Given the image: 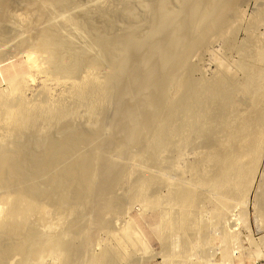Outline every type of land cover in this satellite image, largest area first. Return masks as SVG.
<instances>
[{
  "label": "rangeland",
  "instance_id": "1",
  "mask_svg": "<svg viewBox=\"0 0 264 264\" xmlns=\"http://www.w3.org/2000/svg\"><path fill=\"white\" fill-rule=\"evenodd\" d=\"M5 1H7V0H4V1H2L3 3H11V4H13V1L15 2V0H8L7 2H5ZM9 1H11V2H9ZM17 2H19V4L20 5H22L23 3H25V5H27L28 6V8H30L29 6L30 5H33V2H34V0H28L27 1V3H29L30 5H28V4H26V2H25V0L24 1H22V0H16ZM36 1V3H38L39 1L38 0H35ZM42 0H40V2H41ZM83 0H81V4L83 5V4H85L84 3V1L82 2ZM90 1H92V0H90ZM95 1H97V0H93V2H95ZM99 1V0H98ZM103 1H107V2H110V3H115V0L113 1H111V0H103ZM117 1H119V0H117ZM116 1V2H117ZM120 1H122V0H120ZM127 1L129 2V1H131V2H129V3H127ZM156 1V2H155ZM123 0V2L126 4V6H128L129 4H131L130 6H128V7H130V11H129V13H130V15L128 14V12H124V10H123V12L126 14V16H123V18L121 17V15H120V20H118L116 23H115V27L117 28V31H116V29H115V27H114V32L116 33H114L115 35H116V37L118 38V40H122V41H119V43L120 42H123V40H124V38H125V35L122 37L121 35H118L117 36V32H119V34H122V33H120L121 32V29L123 30V34H126L127 35V32H129L132 28H134V27H136V28H134V29H132L131 30V32H130V35H131V37H130V35L128 34L127 35V37L125 38V39H129V37L130 38H134V35H137V36H135V38L133 39L134 41H135V39L137 40V39H139L138 40V42H140L139 44H135V45H139V46H137V47H139V48H137L138 49V52L140 53L141 51V53L139 54V53H137V51H135V50H137L136 48H132L133 49V51L131 50L130 51V49L129 48H127L128 49V52L130 51V53H126L125 52V54H130L128 57L125 55L123 58L121 57V59L119 60V61H121V63H119V61H118V63H116V61H115V64L113 65L114 66V68H115V70L116 71H118V69L120 68L121 70H122V68L123 67H120V66H122V64H123V61H124V63L125 64H127L125 61H128V64H127V66L125 65H123L124 66V69H123V71H121V73L123 72L124 73V75H122V74H120V75H114V72H116L114 69H112L111 68V66L112 65H110L111 63L113 64V60H112V62L110 63V61H104L103 60V63L104 62H106V63H104V65H102L101 63V61H99V63L98 64H101L100 66H101V68H100V66L99 67H97V65H92V66H88L89 67V69H88V67H87V69H85V67L84 68H81L78 72V74H80L79 76L80 77H83L86 73H87V75H89L88 77H86V75L83 77V78H81L80 80H82L83 82L85 81V83H87V82H89L90 80L91 81H94L95 80V78L96 79H98V80H96L95 82H98L97 84H95V86L93 85V87L92 86H90L91 84H90V82L88 83V84H90V85H88L87 84V88H88V86H90L89 87V89L87 90V88H85V91L87 90L88 92H86L85 93V91L84 92H79L75 87V85L76 84H81V82L82 81H80L77 77H75L76 75H73L72 76V78H71V76L69 77V80H68V77H67V75L66 74H62V73H58V72H55V73H58V74H60V76L58 77V76H56L57 74H55V73H52V72H54V71H52L51 70V67L50 66H48V68L49 69H47L46 71H45V69H42V70H44V72L42 71H39V70H41V68H38V66H40V65H42L41 67L42 68H47V65L49 64V61L45 58V55L44 54H47V53H44V52H41V51H38L37 49H36V51L35 52H33V53H35L34 55H37L36 53H37V51H38V53H42L43 54V57L46 59H43V60H45V61H43L42 60V56L40 55V54H38L37 56H38V58H39V56L41 57V60L42 61H40V58H39V60L37 61V64H36V62L34 61V63H32V62H30L31 64H32V66L30 65V63H29V59H27V57H26V55H28V54H31L30 52L31 51H33L32 49H34L35 50V48H31L30 50H29V47H31L29 44H27L28 46H27V48L24 46V48H22V49H24V50H22L21 49V47H19L18 48V51H17V47H18V39L20 40H22L23 38H25L26 36L25 35H23V34H27V33H25V31L28 29H30V28H32V26L31 25H33L34 27H36L37 26V24H35L34 25V23L32 24V21L34 22L35 20H37L36 18H34V20H32L33 19V14H32V16H30V13H29V16L26 14V12H25V15L27 16V17H31V19H30V21H31V23L29 22V20H28V18H25V16H23V10L27 7H25V5H23L25 8L22 10V8H23V6H21L20 8H21V11H22V13H21V11H19L20 9L18 8V11H16V14H15V11H14V9L15 10H17L16 8L19 6V4L17 5L16 3L15 4H13L14 5V8H12V9H10L9 11L11 12V10H12V12L14 11V14L11 12V14H13V15H18V16H16L17 18H19L20 17V15H21V17L20 18H22L23 19V21L22 20H19L20 21V23L21 24H23V25H25L21 30H20V32L22 31V30H24V28L26 29L25 31H23V32H17V31H19V30H17L16 29V31H11V30H13V28L9 25L10 23H4V21H2L5 25H1V29H2V27H3V29L2 30H5L4 28H5V26L8 24L9 26H7L8 28H10V30L8 29V30H6V32L5 31H2V30H0L1 32H0V34L1 33H3L4 34V32H5V34L3 35H0V55H1V52L3 53L2 54V57L0 56V58L2 59V60H0V95H2V96H0L1 97V99H0V103H1V100H3V98H4V96L3 95H6V96H9L10 97V95H11V93L13 92V95L14 94H16L15 92H18L17 93V95H15L14 96V98L13 97H8L9 99H10V101H11V98L14 100V99H16L17 100V102H19L18 104H20V102H21V105H20V109H21V107H22V102L23 103H25L24 105H23V107L25 106V108L24 109H26L27 111L29 110H31V112H34V113H29V111H28V113L26 112V115L27 114H29L30 116L32 115V117H28L29 115H27L26 117L28 118V119H20V117H16V118H19V119H17V120H19V122H22L21 124H19L18 123V121L17 120H15V121H12V120H14V119H11V118H8V116H7V118L8 119H11V120H9L10 122H8L7 120V118H5L4 117V114H3V105H0V107L2 108V109H0V113H1V111H2V114H0V116L1 117H3V119L0 117V142L3 140V145H5V141L7 142L8 141V139L9 140H12V135L13 134H16V135H14V137L13 138H18L17 136H20V134L22 133L23 134V132H25L26 131V129L29 131H27L26 132V135L28 134V133H30V130H35V131H37L38 130V133H37V136H38V134H39V137L40 136H45L44 138H47V139H54V140H56V138H58L60 135H52V134H55V133H57V134H59L60 132L59 131H61V129H62V126L60 127V124H61V122L64 120V122H65V124H66V122H68V124L67 125H65L64 124V122H62L64 125H63V127L64 126H69V127H71L72 125H74L73 127H75L76 129H82L81 131L83 132L84 130V132L83 133H85V134H87V135H89V136H91V138L90 139H93V136L91 135V132H93L92 134H94V133H96V134H94V136H96L95 137V139L91 142V144H86V146L88 145V148H90V150L88 149V148H86V146H84V145H82V149H84V147H85V149H88L87 150V152L88 151H90L91 153H93L94 151L96 152V151H98V154H97V158L98 159H95L96 157H94V161L95 162H97L98 160V163H99V165H98V163L96 164L95 162H93V163H95L98 167H96V165L95 164H93L94 165V169L93 170H95L94 171V176L96 177V175H97V177L95 178V180H96V182H95V180H94V183H96L95 185H93L92 184V187L94 188V187H96L95 189H93V188H91V191H92V189H93V191H95V192H91L90 191V193L89 194H87V193H84V194H82V193H79V194H81V197H82V199H84L83 200V204H85V206L84 205H82V203H81V199H78V198H80V197H78V196H80L79 194H77V193H74L75 195H78V196H75V195H72V193L73 192H71V195H69L70 197V199H72V202H73V198L72 197H75V199H76V203L77 204H75V205H72L73 203L71 202V200H70V202L72 203L71 204V208L73 207V206H75V208L77 207L76 205H78V206H83V207H85L84 209H83V207H79V208H76L77 210H79V211H75L74 210V212L72 213V211L73 210H71V212L70 211H68L67 210V205L65 206L64 205V207H66V210H65V208L63 207L62 208V206L60 207V204H59V206L57 205L58 204V201H57V207H55V206H53L52 204H55V203H52V201H51V204H50V201H48L49 203H48V206H47V204H46V206H44L45 205V203H47L46 201L49 199V198H47L45 201H44V199H40L39 200V202L41 201V200H43V202H44V208H46V210L45 211H47L46 213L48 214H46V213H44V214H46V215H43V217L44 216H49L50 217V219H52V217H54L55 218V216H56V218H55V220L57 221V224H58V220L59 221H62V215L64 214V217H63V219H65V220H63V222H59L60 224L61 223H64L65 221V223L63 224L64 226H62V224H61V227L63 228V230H62V232L61 231H59L61 228H59V227H56V221H54V226H52V223H51V226L52 227H55L54 229H56L55 230V232H52V228L50 227V222L48 223V222H46V224H45V227H46V225L49 227L48 228V230L49 229H52V230H47L45 227H44V230L42 229H40V226H39V228H38V232H40L39 231V229L41 230V234L43 235V231H45L44 233H45V236H46V238L45 237H43V238H40V239H38V237L36 238L37 239V241L36 242H34V244H33V242H32V240L30 241V242H32L31 244H30V242H29V244H30V250H31V252H30V250H29V252L27 251L26 252V249H28L29 248V246L27 245L26 246V249H25V251H20V253H19V250H18V253L19 254H15V253H11L10 255H6V257H10V258H6L5 259V256H4V260H6V261H1L2 263H0V264H30L31 262V264H35V263H37V264H264V244H263V242H262V240L264 239V209H263V205L264 204H262L263 202V198L261 199L260 197H262V196H264V192L262 193V191H264L263 189H264V185H262V184H264V181H262V180H264V148H263V146H264V138H263V135H264V96L262 95V93H259V94H255V95H253V97H251V95H250V97L248 96V93H247V96H248V98H247V96H246V94H245V92H244V94H245V96L243 95V97L241 96V94H242V92H243V89L241 88L242 86V84L244 83V82H246V80L243 82V79L244 78H246L247 76V74H244L243 75V73L242 72H244V66H246V64H244V66L243 67H241V68H239L238 66H239V64L240 65H243V62H245V63H248V60H247V58H246V56H247V54H248V49H246L247 51H245V50H243L244 48H242V52H246L245 54H242V53H240L241 52V49L239 50V47H242V46H251V44L253 43V42H255V43H257V45H261V46H263V42H264V22H263V20H264V17L263 16H261L262 15V13H264V3H262V2H264L263 0H261V3H259L260 2V0L258 1V0H256V2H255V0H248L249 1V3H248V1H246L247 3H244V2H242V3H244V4H246V5H248V6H241L242 5V3H241V5H240V7L239 6H237L235 9L236 10H238V9H240L241 7H244L243 9L241 8V10H243L242 12H241V10H238L240 13H238V14H235V13H233L232 12V14H231V19H236L237 17H239L240 18V20L239 21H237V19H239V18H237L236 19V23H235V21H232L231 22V24H233L232 25V27H233V31H232V27H231V24L229 25V30L230 31H232V33H234V32H236V33H234V35L233 34H230V36H229V33H230V31H228V30H226V32L228 33V36L223 32V34L222 33H220V34H222V37L221 36H219L220 34H218L220 31L219 30H217L218 31V33H216L215 32V29H213V31L215 32H213L214 33V35L216 34V35H218L219 37H221V38H225V36H224V34L227 36L226 38H230V39H227V40H230L229 41V43L230 44H228L229 45V47H228V45H226L227 43H225V41L226 42H228L226 39L225 40H223L222 39V41H221V39H220V41L217 39V37H215L212 33V36H214V39H212L213 37H210L209 38V36H210V33H208V32H210V30H208L207 31V29H206V31L205 32H207L209 35H207V34H204V38H205V35L206 36H208V37H206L207 39H205V41L207 40V41H209V40H212L213 42H208L207 43V45L205 46L204 44H203V42H204V40H202V39H200L202 36L201 35H199L198 37H200V38H198L197 39V37H196V39H195V37H193V38H185L184 39V37H183V34H182V32H181V30L180 29H177V27H176V25H179V24H185L187 21V19L186 18H183L184 20H183V22H181V20H179L181 23H179V21H178V19H180L179 18V15H180V17H181V15H184L185 17H187V13L185 14L184 12V14H179V12L180 11H183L184 10V8L183 7H185V3H186V5H188V3H187V0H173V3H172V1L171 0H159V2H158V0ZM166 1H167V3H166ZM176 1V2H175ZM258 1V2H257ZM32 2V3H31ZM39 2V3H40ZM89 2V1H88ZM92 2V3H93ZM100 2V1H99ZM138 2V3H137ZM142 2H144V3H142ZM153 2H155V3H153ZM157 2H158V4H160L161 3V5H162V2H164L163 3V5L164 4H166V5H169L170 7H168V6H166V5H164V6H166L167 7V10H168V8H169V11L168 12H170L169 13V15L170 14H172L173 13V15H170V18L167 16V18H166V20L169 18V22L170 21H172V19H173V21H174V23H173V25L175 24V26H173V25H171L170 27H169V24H172V22L171 23H167L168 21H166V25H168V26H166V29H167V27H168V32H167V30L165 31V34H164V36H162L163 34H161V38H160V36H158V37H156V34H160V33H157L156 31L154 32L155 33V35L151 32V30L152 29H150L151 27L150 26H155V25H158L159 23V21L158 20H160V19H158V18H155V15L157 14V13H159L160 11H161V8H160V11H159V8H157L158 9V11L159 12H157V10H155L156 9V7L158 6L157 5ZM183 2H185V3H183ZM22 3V4H21ZM36 3L34 2V7L36 6ZM86 3H87V0H86ZM136 3H137V5H136ZM169 3V4H168ZM181 3V4H180ZM261 4V5H263V6H261V5H259V4ZM141 4V5H140ZM148 4V5H147ZM152 4V5H151ZM175 4V5H174ZM86 5V4H85ZM132 5H134V7H132ZM147 5V6H146ZM151 5V6H150ZM156 7H155V6ZM173 5V6H172ZM257 6V5H259L261 8H262V11H260V7L258 6V7H255V6ZM33 6H32V9H30V10H33ZM37 6H38V4H37ZM125 6V5H124ZM125 6V7H126ZM139 6H141V7H139ZM148 6H150V9L148 8ZM152 6L153 7H155V12H157L156 14L152 11L151 12V10H152ZM160 6V5H159ZM181 6V7H180ZM1 7V6H0ZM128 7H127V9H128ZM136 7V8H135ZM160 7H162V6H160ZM178 7V8H177ZM239 7V8H238ZM27 8V9H28ZM144 8H146V9H144ZM147 8H148V10H147ZM175 8H176V10H175ZM238 8V9H237ZM247 8V9H246ZM257 10H256V9ZM260 8V9H259ZM1 9H3V10H6V9H4V8H2L1 7ZM1 9H0V12L1 13H3V11H1ZM27 9H25V10H27ZM125 9V8H124ZM182 9V10H181ZM202 9V8H201ZM258 9H259V11H258ZM171 10V11H170ZM186 10V9H185ZM236 10H234V11H236ZM254 10H255V12L259 15V16H261V17H263V19H261V22H263L262 24H261V22L259 21L260 19H258V22L260 23V25L258 24H255L256 23V21L257 20H255V19H257V18H260V17H258V16H256V13L254 12ZM52 11L54 12V9L53 10H48V11H46L45 12V16H46V18H47V16H48V18H49V20L48 19H46V18H42L43 19V21L44 20H48V21H46V22H49L51 19H53V22H56V19H59V22L61 21L60 20V18L59 17H62V12L61 13H57V14H61L58 18H56L55 19V17L56 16H58V15H56L55 16V14L54 13H52ZM126 11V10H125ZM128 11V10H127ZM143 11H148L147 12V15H145L146 13L144 12L143 13ZM149 11H150V13H149ZM4 12H6V13H8L9 15H11L10 14V12H8V9L6 10V11H4ZM29 12V10L27 11V13ZM137 12V13H136ZM187 12V11H186ZM259 12H262L261 14H259ZM0 13V14H1ZM6 13H3V14H1L2 16L4 15L5 17L7 16V17H9V15H7ZM20 13V14H19ZM51 13V15H52V17H49V16H51V15H48V14H50ZM123 13V14H124ZM137 15H136V14ZM154 15H153V14ZM180 13H182V12H180ZM243 15H242V14ZM6 14V15H5ZM122 14V15H123ZM124 14V15H125ZM133 14V15H132ZM141 16H140V15ZM176 14H177V16H176ZM241 14V17L239 16ZM64 15V14H63ZM128 15V16H127ZM153 15V16H152ZM159 15H160V13H159ZM236 15H238V16H236ZM12 16V15H11ZM45 16H42V17H45ZM133 18H132V17ZM139 16V17H138ZM145 16V17H144ZM172 16V17H171ZM183 16V17H184ZM254 16V18H252ZM255 16L257 17V18H255ZM134 17H135V19H134ZM148 17V18H147ZM150 17V18H149ZM151 17H154L153 19H154V21L156 22H154L153 21V19L151 18ZM177 17H178V19H177ZM232 17H236V18H232ZM12 18V17H11ZM51 18V19H50ZM147 18V19H146ZM175 18L177 19V21L175 20ZM182 18V17H181ZM229 18V19H230ZM7 20H8V18H6ZM28 20V22H25L24 20ZM42 19H40L41 21H42ZM54 19H55V21H54ZM129 19H130V21H129ZM137 19H138V21H137ZM140 19V20H139ZM144 19V20H143ZM186 19V20H185ZM230 19V20H231ZM142 20V21H141ZM149 20V21H148ZM253 20H255V22L253 21ZM22 21V22H21ZM39 21V20H38ZM37 21V22H38ZM41 21H39V22H41ZM152 21L154 22V24L155 25H153V24H151L152 23ZM175 21H176V23H175ZM186 21V22H185ZM25 24H24V23ZM36 22V21H35ZM36 22V23H37ZM53 22H51V23H53ZM131 22V23H130ZM234 22V23H233ZM27 23H30V25L29 24H27ZM56 23H58V20H57V22ZM55 23V24H56ZM61 23V22H60ZM117 23L119 24L120 23V25H121V27H120V25H117ZM146 23H149V24H146ZM179 23V24H178ZM228 23H230V22H228ZM252 23H254L253 25H252ZM39 24H41V23H39ZM126 24H127V26H126ZM131 24H132V26H131ZM135 24H139V25H136L135 26ZM144 26H143V25ZM181 24V25H182ZM187 24V23H186ZM23 25H21V27L23 26ZM119 27H117V26ZM125 25V26H124ZM146 25V26H145ZM150 25V26H149ZM237 25V26H236ZM240 25V26H239ZM250 25V26H249ZM255 25V26H254ZM139 26V27H138ZM173 26V27H172ZM254 26V28L252 29V27ZM7 27H6V29H7ZM28 27V28H27ZM30 27V28H29ZM33 27V28H34ZM40 27H42V26H40ZM39 27V28H40ZM156 27V26H155ZM257 27V28H256ZM37 28H38V26H37ZM143 28V29H142ZM145 28V29H144ZM147 28H148V30H150V32L149 31H147ZM174 28V29H173ZM200 28H202V26L200 27ZM220 28V27H219ZM231 28V29H230ZM249 28H251V29H249ZM62 29H65V28H62ZM120 29V30H119ZM136 29V30H135ZM138 29H140L139 30V34H135L134 32V35H133V33H132V31H134L135 30V32H137L138 31ZM156 29V28H155ZM169 29H170V32H169ZM218 29V28H217ZM235 29V30H234ZM237 29V30H236ZM27 30V31H28ZM33 30V29H32ZM38 30V29H37ZM37 30H36V28H34V31H36L37 32ZM129 30V31H128ZM173 30V31H172ZM204 30H205V28L202 30V29H198V31H200V32H202V34L203 33H205L204 32ZM247 30H248V32H247ZM12 33H11V32ZM63 31V30H62ZM65 31H66V29H65ZM64 31V32H65ZM153 31V30H152ZM198 31H196V32H198ZM8 32V33H7ZM28 32H31V33H28L29 34V36L30 35H32V32L33 31H31V29H30V31H28ZM36 32L34 33L33 32V35L34 34H36ZM126 32V33H125ZM142 32H143V34H142ZM200 32H198L197 34H199ZM246 32V33H245ZM10 33V34H9ZM138 33V32H137ZM149 33H150V35H149ZM168 33H169V35H168ZM174 33V34H173ZM249 33V34H248ZM252 33V34H251ZM19 34L20 35H22V36H24L23 38H22V36H19ZM27 34V35H28ZM172 34H173V37H171L172 36ZM181 35L182 36V39L184 40H181V37H179V35ZM11 35H12V37H11ZM16 35V36H15ZM32 35V36H33ZM140 35H143V36H140ZM149 35V36H148ZM153 35V36H152ZM194 35H195V33H194ZM193 35V36H194ZM251 35H253V36H251ZM17 36H19L18 38H17ZM28 36V37H29ZM129 36V37H128ZM146 36H147V38H146ZM175 36H177V38L175 37ZM191 36H192V34H191ZM234 36V37H233ZM236 36V37H235ZM6 37V38H5ZM9 39H8V38ZM11 37V38H10ZM15 37H16V39H15ZM73 37H75V36H73ZM80 37V40L79 39H77V38H79ZM81 35H79L78 37H76V38H73V39H77V42L79 41L80 43H78V45L80 44V46H82V43L84 42V41H81L82 39H81ZM84 37V36H83ZM121 39H120V38ZM137 37V38H136ZM144 37V38H143ZM158 38V39H160V41H162V42H160L158 39L156 40V38ZM165 37V38H164ZM168 37V38H167ZM202 37V38H203ZM251 37V38H250ZM262 37V38H261ZM14 38V39H13ZM27 38V37H26ZM30 38H31V36H30ZM85 38V37H84ZM123 38V39H122ZM142 38H143V40H142ZM146 38V39H145ZM172 38V39H171ZM173 38H175L174 40H173ZM179 38V39H178ZM232 38H234L235 40H233ZM254 38V39H253ZM28 39V38H27ZM89 38H85V40H87V41H89L88 40ZM141 39V40H140ZM174 41L173 43H172V41ZM186 39H188V41H186ZM190 39V40H189ZM209 39V40H208ZM217 39V40H216ZM252 39V40H251ZM3 40V41H2ZM13 40H15V41H13ZM21 40H20V45L19 46H22L23 44H21ZM84 40V39H83ZM133 40H131V41H133ZM146 40V41H145ZM167 40H169V44H170V46H169V44L167 45L166 43H165V41H167ZM175 40H178V42L177 41H175ZM197 40V41H196ZM198 40H202V42L200 43V41L198 42ZM254 40V41H253ZM87 41L86 42H84L83 44L85 45V46H88L89 44H90V42L87 44ZM126 41L127 40H125L123 43H121L120 45H122L123 44V46L122 47H117V49H119L118 51L120 52V51H122L123 53H124V51H125V49H123V47L125 46V43H126ZM134 41H133V43H134ZM142 41H144V43L142 42ZM260 43V44H258V42ZM76 42V41H75ZM142 42V43H141ZM145 42H147V43H145ZM153 42H154V46H153ZM157 42V43H156ZM159 42V43H158ZM177 42V43H176ZM183 43V44H181V43ZM189 42V43H188ZM235 42H236V44H235ZM12 43V44H11ZM15 45H14V44ZM18 43V44H17ZM149 43V44H148ZM163 43H165V44H163ZM198 44L197 46H196V44ZM211 43V44H210ZM233 43V46L235 47V49H233V47L232 46H230L231 44ZM247 43V44H246ZM249 43H251V44H249ZM13 45L12 47H10V49H9V46H11V45ZM87 44V45H86ZM147 44L149 45V46H147ZM157 44V45H156ZM178 44V45H177ZM201 44H203V46L201 45ZM254 44V43H253ZM253 44H252V46H253ZM5 45H8V47L7 46H5ZM84 45H83V47H84ZM119 45V44H118ZM142 45V46H141ZM176 45H177V47H176ZM195 45V46H194ZM201 45V46H200ZM210 45V46H209ZM227 47H226V46ZM240 45V46H239ZM255 46H257L256 44H254ZM14 46H16V48L14 47ZM126 46H127V44H126ZM130 47H132L131 45H129ZM149 47V48H142V49H144V50H146L147 49V51H145V52H143V50L140 48V47ZM159 47L158 49V51H159V54L160 55H162V53L164 54V55H162L163 57L165 56L166 57V54L164 53V51L167 53L169 50V54L171 55V56H173L174 57V55H173V53H177V54H179V52L181 53V54H179V55H177L178 57V59H179V61H178V63L180 62V59H181V62H180V64H179V66H177V64H175L176 66L174 67V66H172L174 63L173 62H171L170 60H169V62L172 64H170V63H168L166 60H165V62H167V65L168 64H170L171 66L170 67H174V69L176 68V70L174 71V69L172 68V69H170V70H172V71H170V72H168L169 71V69H167V68H170L169 67V65L166 67V66H162L161 64L163 63V64H165L164 63V61L163 62H161L162 61V58L163 57H159L158 55V51H154V50H157L156 48H154V47ZM161 46V47H160ZM168 46V47H167ZM187 46V47H186ZM255 46L253 47V48H255ZM4 47H6V49L8 50V51H5V53L3 52L4 50H6ZM23 47V46H22ZM128 47V46H127ZM174 47V48H173ZM197 49V50H195V48ZM246 47V48H247ZM11 48L13 49V51L11 50ZM28 49V51H26V49ZM122 50H121V49ZM154 49V50H151V49ZM162 48V49H161ZM178 49L177 51H176V49ZM203 48V49H202ZM238 48V49H237ZM253 49L252 47H249V49ZM4 49V50H3ZM116 49V50H117ZM126 49V50H127ZM141 49V50H140ZM169 49V50H168ZM175 49V50H174ZM231 49V50H230ZM9 50H10V52H9ZM140 50V51H139ZM160 50H162V53H161V51ZM164 50V51H163ZM118 51L116 52V53H118ZM134 51H135V53H134ZM153 51V52H152ZM176 51V52H175ZM190 51L192 52V53H190ZM208 51V52H207ZM229 51V52H228ZM26 52V53H25ZM115 52V51H114ZM173 52V53H172ZM116 53H114L113 55H117ZM121 53V52H120ZM142 53H143V55H142ZM152 53V54H151ZM194 53V54H193ZM4 54H6L5 56H4ZM220 54V55H219ZM241 54L242 55H244V57L246 58H244L246 61H244V59L243 58H241L242 56H241ZM119 55V54H118ZM117 55V56H118ZM124 55V54H123ZM151 55V56H150ZM170 55H169V58L168 59H170ZM175 55V56H176ZM212 55V56H211ZM215 55V56H214ZM246 55V56H245ZM37 56H36V58H37ZM120 56H122V55H120ZM132 56V57H131ZM135 56V57H134ZM181 56H182V58H181ZM3 57H4V59H3ZM115 56H113V58H114ZM119 57V56H118ZM117 57V58H118ZM150 57V58H149ZM154 57V58H153ZM168 57V56H167ZM184 57V58H183ZM219 57H220V59H223L224 60V65L222 66V63L220 62V63H217V61H218V59H219ZM29 58V57H28ZM37 58V59H38ZM117 58H114L115 60H117ZM120 58V57H119ZM118 58V59H119ZM125 58H127V60L125 59ZM130 58V59H129ZM133 58L135 59L136 58V61L135 60H133ZM161 58V59H160ZM186 58V59H185ZM215 58V59H214ZM218 58V59H217ZM149 59H152V60H149ZM167 59V58H166ZM167 59V60H168ZM243 60V62H242V60ZM29 60V61H28ZM34 60H35V58H34ZM130 60H132L134 63H132ZM173 60L175 61V63H177V61H176V59L175 58H173ZM216 60V61H215ZM222 60V61H223ZM240 62H239V61ZM130 61V62H129ZM155 61V62H154ZM156 61H158V63H160V64H157V62ZM184 61H185V63H184ZM226 61V62H225ZM41 62V64H39V63ZM45 62V63H44ZM101 62V63H100ZM107 62H109V63H107ZM150 62V63H149ZM153 62V63H152ZM186 62H188V64L186 63ZM193 62V63H192ZM215 62L217 63V64H220L223 68H224V66H225V64L226 63H228L227 64V66L228 67H230L229 69H227V70H229V71H233V73L235 72V71H237L238 70V72H235V76L233 77V76H231L230 74V72L228 71V76L230 77L229 79H231V78H237V81L239 82H241L242 84H240V82L239 83H237L236 82V79H235V83H236V85H234L235 83L234 82H232V81H227L226 83H234L233 85H234V87H233V89L234 88H236L237 87V84H239V86H241L240 88L239 87H237L236 89H238L239 88V90H236L238 93H241V94H239L237 97H234L235 98V100H233L234 98L232 97V96H234L232 93H234V91L235 90H231L228 86H230V87H232V84L231 85H225L227 88H228V91L232 94V96L231 97H228V96H230V94L228 95V91H226V93H225V91H224V89H222L223 91L222 92H220V90L218 91L217 90V92H218V94H219V96L221 95V93L223 94V95H225V98H226V96H227V98H232V100H233V102L235 101V103H234V105H233V102L232 103H230L229 104V102L231 101V99L230 100H228V101H226L227 100V98L226 99H224V96H223V98L222 99H224V100H222L221 98H219V96H218V98L219 99H221L222 100V102L220 103V102H218L219 101V99L217 98V97H215V98H217V100L216 101H214L215 102V104H214V107H215V105H216V103H217V107H215V109L216 108H220V109H213L214 107H211V108H209L207 105H208V103L209 102H213V94H215V92L216 91H214V93H213V91H212V93L208 90V94H207V90H206V93H204L205 91L203 90V88H202V85H204V89H205V87H206V85L207 86H209L210 85V83L211 82H213L212 83V85H216V80H219L218 78V76H219V73L221 74V72H220V70H222L220 67V65H218L219 66V68L217 69V68H215ZM239 62V63H238ZM131 63V64H130ZM138 65H137V64ZM183 63V64H182ZM214 63V64H213ZM237 63V64H236ZM242 63V64H241ZM33 64H36V65H33ZM119 64H121L120 66H119ZM133 64H134V66H133ZM186 64V65H185ZM212 64V65H211ZM232 64V65H231ZM50 65V64H49ZM107 65H109L108 67H106ZM118 65V66H117ZM148 67H147V66ZM234 65H236V66H234ZM248 65V64H247ZM95 66V67H94ZM103 66V67H102ZM105 66V67H104ZM112 66V67H113ZM116 66V67H115ZM132 66V67H131ZM166 67V70H167V72H166V70H164V72H162V70L164 69H162V67ZM192 66H194L195 68H192L191 69V67ZM227 66H225V67H227ZM34 67V68H33ZM96 69H94V68ZM119 67V68H118ZM125 67H128V68H126L125 69ZM134 68V70L133 69H131V68ZM151 67V68H150ZM157 67V68H156ZM184 67V68H183ZM217 67V66H216ZM227 67V68H228ZM35 68H38V70L37 69H35ZM91 68V69H90ZM108 68H110V69H108ZM117 68V69H116ZM142 68V69H141ZM148 68V69H147ZM187 68H190V70L189 69H187ZM197 68V69H196ZM237 70H236V69ZM247 68V67H246ZM249 68V67H248ZM247 68V69H248ZM83 69H85V70H83ZM159 69V70H158ZM193 69H195V70H193ZM225 69V68H224ZM223 69V70H224ZM239 69H244V70H239ZM87 70L88 71H92V72H87ZM110 70H113V71H110ZM150 70V71H149ZM184 70V71H183ZM227 70H226V73H227ZM81 71V72H80ZM83 71V72H82ZM84 71H85V73H84ZM97 71V72H96ZM126 71H128V72H126ZM131 71H133V72H131ZM159 71V72H158ZM173 71H174V73H173ZM176 71H178V72H176ZM217 71V72H216ZM231 71V72H232ZM241 71V72H240ZM46 72H49L48 74L50 75H48ZM112 74H111V73ZM119 72V71H118ZM135 72V73H134ZM157 72V73H156ZM163 74H162V73ZM183 72V73H182ZM190 72H192V73H190ZM197 72H198V74H197ZM215 72H216V74H218V76H214L213 77V75H215ZM219 72V73H218ZM246 72H248V70H245V72L244 73H246ZM46 73V74H45ZM84 74L83 76H82V74ZM99 73V74H98ZM110 73V74H109ZM148 73V74H147ZM169 75H168V74ZM173 73V74H172ZM232 73V74H233ZM238 75H237V74ZM55 74V75H54ZM78 74H77V76H78ZM92 74V75H91ZM94 74V75H93ZM116 74H119V73H116ZM126 74V75H125ZM132 76H131V75ZM167 74V75H166ZM176 74V75H175ZM189 74V75H188ZM47 75V76H46ZM63 75H65V76H63ZM91 75V76H90ZM98 75V76H97ZM105 75H107V76H105ZM108 75H110V76H108ZM128 75V76H127ZM130 75V76H129ZM152 75V76H151ZM160 75V76H159ZM242 75L243 76H245V77H243V79H241V77H242ZM45 76V77H44ZM49 76V77H48ZM52 76V77H51ZM54 76H56V77H54ZM78 76V77H79ZM92 76H94V78L93 79H91L90 77H92ZM96 76V77H95ZM103 76V77H102ZM145 76V77H144ZM193 76V78L194 79H196V80H194L193 78H191ZM48 77V78H47ZM61 77H66V79L64 78H61ZM75 77V80L73 79ZM107 77V78H106ZM111 77V78H110ZM115 78V80L116 81H112V78ZM118 77H121V79L119 78L118 79V81H120V82H118L117 83V78ZM217 79H216V78ZM19 79L20 81H21V85H20V83L18 82V80H17V83H19V84H16L17 85V90L18 91H16L15 90V92H14V90H13V88L11 87L12 85V82H11V84H10V81L9 80H11L12 79V81H13V79ZM23 78V79H22ZM51 78V79H50ZM54 78V79H53ZM56 78V79H55ZM60 78V79H59ZM71 78V79H70ZM76 78L78 79V80H76ZM86 78V79H85ZM100 78H102V79H100ZM109 78H110V80H109ZM113 78V79H114ZM139 78V79H138ZM142 78V79H141ZM146 78V79H145ZM184 78V79H183ZM187 78V79H186ZM192 79V81L195 83L196 82V85L197 84H199V85H201V88L200 87H198L199 88V90H197V92H199V93H197L196 92V94L195 95H197L195 98L197 99V101L195 100V98H194V101H192V102H194V103H192V105H191V103H189V102H191L190 101V99L191 100H193V97H191V95H190V97L191 98H189V97H187L188 95H189V93H190V86L192 85V82L189 80V79ZM213 78L215 79V82L214 81H211V80H213ZM238 78L240 79V80H238ZM63 81H62V80ZM84 79V80H83ZM106 79V80H105ZM160 79V80H159ZM72 80V82L70 83V81ZM89 80V81H88ZM107 80L109 81V83L107 82ZM131 80V81H130ZM161 80H163V81H161ZM189 80V82H191V83H189L188 82V84H186V81H188ZM199 80V81H198ZM204 81V80H206V81H204V84L202 83V82H200V81ZM210 80V81H209ZM226 80V79H225ZM233 80V79H232ZM73 81L76 83H74V86L72 85L73 84ZM79 81V82H78ZM101 83H100V82ZM124 82V83H122V82ZM173 81V82H172ZM197 81H198V83H197ZM44 82V83H43ZM58 82V83H57ZM63 82V83H62ZM69 82V83H68ZM114 82V83H113ZM177 82V83H176ZM179 82H183L182 83V85H181V83H179ZM185 82V83H184ZM205 82H208L207 84L205 83ZM111 83V84H110ZM133 83V84H132ZM153 83V84H152ZM180 85H179V84ZM201 83V84H200ZM44 84H46V85H44ZM79 84V85H80ZM99 84V85H98ZM102 86H101V85ZM106 84V85H105ZM120 84H122V85H120ZM126 84V85H125ZM136 84V85H135ZM178 84V85H177ZM184 84V85H183ZM206 84V85H205ZM11 85V86H10ZM71 85H72V87H71ZM116 85V86H115ZM152 85V86H151ZM175 85H176V87H175ZM185 85H187V87H190V88H188L189 90V93H187V88L185 87ZM199 85H197V86H199ZM97 86V87H96ZM120 86V87H119ZM126 86V87H125ZM236 86V87H235ZM11 87V88H10ZM47 88V90H46V88ZM178 87H182L181 89H183L181 92L179 91V90H177L178 89ZM226 87H224V88H226ZM21 88V89H20ZM108 88V89H107ZM111 88V89H110ZM197 88V89H198ZM226 88V89H227ZM20 89V90H19ZM74 89V90H73ZM95 89V90H94ZM97 89V90H96ZM158 89V90H157ZM186 89V90H185ZM207 89V88H206ZM242 89V92H240V90ZM75 90H77V91H75ZM94 90V91H93ZM117 90V91H116ZM125 90L126 91V93L124 92L123 93V91ZM175 90H176V92H175ZM185 90V92H183ZM204 91V92H201V91ZM12 91V92H11ZM90 91H93V92H91L90 93ZM115 91V92H114ZM130 91H132V92H130ZM136 91V92H135ZM149 91V92H148ZM177 91H178V94H176L177 93ZM11 92V93H10ZM63 92V93H62ZM74 92V93H73ZM155 92V93H154ZM166 92V93H165ZM180 92V93H179ZM183 92V93H182ZM216 92V93H217ZM8 93H10V94H8ZM20 93V94H19ZM44 93L46 94V95H44ZM77 93H78V95H77ZM82 93V94H81ZM85 93V94H84ZM120 93H122L121 95H120ZM131 94L130 96L128 95V94ZM139 93H141V94H139ZM159 93V94H158ZM185 93V94H184ZM202 93H204V94H202ZM238 93H235V94H238ZM87 94V95H86ZM119 94V95H118ZM124 94H126V95H128L127 97H126V99H124ZM135 94V95H134ZM144 94V95H143ZM180 94H183V95H185V97L187 98V100H188V98H189V100L187 101L186 100V98L183 96V95H180ZM191 94V93H190ZM205 94H207V96H209V95H211V96H209V98L211 99V97H212V99H211V101H209L207 98H206V96H205ZM250 94V93H249ZM264 94V93H263ZM21 95V96H20ZM41 95V96H40ZM44 95V96H43ZM62 95V96H61ZM257 95V96H256ZM258 95H260V96H258ZM6 96H5V98H4V100L6 99ZM17 96V97H16ZM19 96H20V100H19ZM79 96H81V97H79ZM85 96V97H84ZM116 96V97H115ZM119 96L121 97V98H119ZM149 96V97H148ZM178 96V97H177ZM181 96V97H180ZM214 96H216V95H214ZM236 96V95H235ZM262 96V97H261ZM3 97V98H2ZM23 97V98H22ZM45 97V98H44ZM47 97V98H46ZM76 97V98H75ZM100 97V98H99ZM106 97V98H105ZM144 97H145V99H144ZM169 97V98H168ZM175 97V98H174ZM183 97V98H182ZM200 97H201V99H200ZM203 97H204V101H203ZM247 98V100H245L244 101V99L243 98ZM8 98L6 99V100H8ZM130 98V99H129ZM139 98H141V99H139ZM150 99V100H152V101H150V102H154L153 103V110H149L152 106H151V104L148 102V100L147 99ZM153 98L155 99V101H153ZM159 98V99H158ZM174 98V99H173ZM182 99V102L180 103V101H181V99ZM185 98V99H184ZM206 98V99H205ZM251 98V99H250ZM260 98H262V101H261V99ZM38 99H39V101H38ZM81 99H82V101H81ZM86 99V100H85ZM116 99V100H115ZM137 99V100H136ZM157 99V100H156ZM239 99V100H238ZM257 100V102L256 101H254V100ZM12 100V107H10V108H13L14 106L16 107V103H15V101L16 100H14L13 101ZM73 100V101H72ZM122 100H124L123 101V103H122ZM131 100H133V103H131L132 101ZM146 100H147V102L149 103V104H147L146 103ZM160 100V101H159ZM178 100V101H177ZM180 100V101H179ZM184 100L188 103V104H190V105H188L186 102H184ZM207 100V101H206ZM215 100V99H214ZM220 100V101H221ZM242 100V101H241ZM250 102H249V101ZM9 101V104H11V102ZM61 101V102H60ZM98 101V102H97ZM112 101V102H111ZM119 101V102H118ZM128 101H130V104H131V106L130 107H128L129 106V102ZM157 101V102H156ZM166 101H168V102H166ZM170 101V102H169ZM206 101V102H205ZM226 101V102H225ZM243 102L244 103V105H243V103H241V102ZM13 102L15 103V105L13 104ZM66 102V103H65ZM89 102V103H88ZM109 102V103H108ZM128 102V103H127ZM144 103L143 105H145V106H150V108L148 109V107H146L147 109H148V111H149V113L148 114H150L151 116H152V113L151 112H153L154 110H156V112H160V113H156L155 111V113L157 114H153V115H156V116H154V117H152L154 120L152 121H150V119H148L152 124H150V126L152 127V125H153V127L151 128L150 126H149V128L150 129H147L146 127H147V125H145L146 123L144 122L145 120H146V118H148V117H144L143 116V114L144 115H146V116H149V118H150V115H147L146 113H143L142 112V110H143V108L145 107H141V111L139 110L140 109V107L138 106V105H136L137 106V110L138 111H136V107H133V105L135 106V103H139V105L141 106V103ZM161 102V103H160ZM172 102L174 103V104H172ZM178 102V103H177ZM198 102V103H197ZM208 102V103H207ZM213 102V103H214ZM249 102V103H248ZM49 103V104H48ZM118 103V104H117ZM119 103H121L120 104V108L123 110L122 112H121V109H120V111H119V107H118V105H119ZM126 103H127V105H126ZM155 103H156V105H155ZM157 103H160L159 105H161L160 107H158V104ZM165 103V104H164ZM177 103V104H176ZM203 103H205L204 105H203ZM207 103V104H206ZM225 103V104H224ZM255 104V105H253V104ZM259 103V104H258ZM27 104L30 106V107H28L27 106ZM44 104H46V105H44ZM103 104V105H102ZM114 104V105H113ZM124 104V105H123ZM133 104V105H132ZM196 104V105H195ZM210 105L209 106H212L213 104L212 103H209ZM223 104V105H222ZM227 104V105H226ZM241 104L243 105V106H241ZM258 104V105H257ZM32 105V106H31ZM43 105V106H42ZM101 105V106H100ZM166 105V106H165ZM179 105V106H178ZM205 105L207 106L206 108H205ZM222 105V106H221ZM238 105V106H237ZM252 105V106H251ZM9 106H11V105H9ZM18 107H19V105H17ZM76 106V107H75ZM106 106V107H105ZM121 106H124V107H126V108H124V107H121ZM154 106H156V109H154ZM177 106V107H176ZM186 106V107H185ZM188 106V107H187ZM225 107V109H224V107ZM235 106V107H234ZM239 107V108H237V107ZM241 106V107H240ZM18 107H16V109H18ZM22 107V108H23ZM100 107V108H99ZM113 107V108H112ZM118 107V108H117ZM133 107V108H132ZM184 107V108H183ZM205 109H207V110H205ZM251 107V108H250ZM9 108V107H8ZM7 108V109H8ZM9 108V109H10ZM29 108V109H28ZM78 108V109H77ZM159 108V109H158ZM208 108H209V110H208ZM237 108V109H236ZM249 108H250V110H249ZM9 109H8V111H9ZM16 109L14 108V112H16V114H17V112H18V114L19 113H21L22 111L21 110H19V111H21V112H19L18 110L16 111ZM99 109V110H98ZM104 109V110H103ZM108 109V110H107ZM116 109V110H115ZM127 109V110H126ZM135 109V110H134ZM172 109H173V111H172ZM182 109V110H181ZM184 109V110H183ZM203 109V110H202ZM215 110V112L213 111V110ZM241 109V110H240ZM34 110V111H33ZM66 110V111H65ZM118 110V111H117ZM144 110H145V108H144ZM160 110V111H159ZM164 110H165V112H164ZM175 110V111H174ZM205 110V111H204ZM211 110H212V112H214V113H212L211 114ZM219 110H221V111H219ZM223 110V111H222ZM259 110H260V112L262 113L263 112V114H261L260 112H259ZM8 111H7V113H8ZM38 111V112H37ZM55 111V112H54ZM106 111H107V113H106ZM133 111H134V114H133ZM136 111V112H135ZM140 111V112H139ZM147 110H145V112H146ZM147 111V112H148ZM167 111V112H166ZM170 111H172L171 113H170ZM182 111V112H181ZM208 111V112H207ZM253 111V112H252ZM257 111V112H256ZM10 112H12L11 111V109H10ZM25 112H22V113H24L25 114ZM105 112V113H104ZM117 112V113H116ZM128 113V115L129 116H126L127 114H125V115H122L123 113ZM130 112V113H129ZM153 112V113H154ZM161 112H163V113H161ZM176 112H178V114L176 113ZM210 112V113H209ZM260 114H259V113ZM4 113H5V107H4ZM7 113L5 114V115H7ZM22 113H21V115H22ZM37 113V114H36ZM52 115H51V114ZM57 113V114H56ZM83 113V114H82ZM100 113V114H99ZM116 113V114H115ZM132 113V114H131ZM135 113H137V114H135ZM139 113V114H138ZM170 113V114H169ZM176 113V114H175ZM180 113V114H179ZM200 113V114H199ZM201 113H202V115H201ZM242 113V114H241ZM245 113V114H244ZM23 114V115H24ZM33 114H35V116L37 115V121L35 122V121H33L34 119H35V117L33 116ZM39 114V115H38ZM44 114V115H43ZM48 114V115H47ZM62 114V115H61ZM66 114V115H65ZM115 114V115H114ZM141 114V115H140ZM163 114V115H162ZM165 114V115H164ZM174 114V115H173ZM199 114V115H198ZM252 114H254L253 116H251ZM256 114V115H255ZM20 115V114H19ZM18 115V116H19ZM50 115L52 116V117H50ZM64 115H65V117H64ZM116 115H117V117H116ZM118 115H122L123 117L124 116H126L125 118H123V117H119ZM159 115V116H158ZM176 115V116H175ZM198 115V116H197ZM210 115V116H209ZM212 115V116H211ZM250 115V116H249ZM69 116V117H68ZM101 116V117H100ZM140 116V119L139 118H135V117H139ZM142 116H143V118H144V120L142 121ZM165 116V117H164ZM167 116V117H166ZM178 116V117H177ZM198 117V119H199V121H198V119H197V117ZM200 116L202 117L201 119H200ZM240 116V117H239ZM242 116H244V117H242ZM245 116H247V117H245ZM256 116H258V117H256ZM47 117H49V118H47ZM58 117V120L56 119ZM63 119H62V118ZM71 117V118H70ZM72 117H73V119H72ZM88 117V118H87ZM104 117V118H103ZM114 117V118H113ZM116 117V118H115ZM119 117V118H118ZM206 117V119H204ZM211 119H210V118ZM249 117V118H248ZM253 117V118H252ZM254 117H256V118H254ZM34 118V119H33ZM47 118V119H46ZM51 118V119H50ZM56 120H55V119ZM67 118V119H66ZM70 118V119H69ZM127 118H130V119H132L133 120V122L134 123H130V122H132V121H130L129 119H127ZM156 118V119H155ZM170 118H172V120L170 119ZM174 118V119H173ZM208 118V119H207ZM241 118V119H240ZM252 118V119H251ZM258 118V119H257ZM29 119H32L31 120V122H29ZM39 119V120H38ZM49 119V120H48ZM53 119V120H52ZM62 119V120H61ZM75 119V120H74ZM117 119H127V121H123V120H118L117 121ZM139 119V120H138ZM181 119V120H180ZM204 119V120H203ZM227 119L229 120V122H226L227 121ZM244 119H245V121H244ZM251 121H250V120ZM261 119H263V120H261ZM22 120V121H21ZM23 120H27L28 121V125H25V126H23L24 124H26L25 122H24V124H23ZM65 120H68V121H65ZM70 120H72V121H70ZM74 120V121H73ZM77 120V121H76ZM87 120H89V121H87ZM96 120V121H95ZM100 120V121H99ZM113 120V121H112ZM175 120V122H172V121H174ZM207 120V122H205ZM212 120V121H211ZM253 120V121H252ZM258 120V121H257ZM6 121H7V123H10V124H7L6 123ZM130 121V122H129ZM197 121V122H196ZM226 123H225V122ZM247 121H249V122H247ZM255 121L257 122V124L255 123ZM13 122V123H12ZM15 122H17L16 124H18L19 126L21 125V127L23 128V129H20L19 131L21 132V131H23L24 129V131L23 132H21V133H19V131L17 130V132L15 131L16 130V128H14V129H12V130H14V132L12 131H9L10 130V126L9 125H11V127L12 126H14L15 124ZM35 122V123H34ZM56 122H58V124L56 123ZM71 122H73V124L71 123ZM75 122V123H74ZM114 122H116V123H114ZM143 122V123H142ZM153 122H154V124H153ZM167 122H169V123H167ZM201 122V123H200ZM241 122V123H240ZM252 122V123H251ZM259 122H260V124H259ZM6 123V126H3L4 124ZM30 123V124H29ZM72 125H71V124ZM81 123L83 124V128L84 127H86V128H82V125H81ZM101 123L103 124V125H101ZM113 123V124H112ZM119 123V124H118ZM128 125H127V124ZM139 123V124H138ZM163 123V124H162ZM173 123H174V125H173ZM181 123V124H180ZM184 123V124H183ZM190 123H194V124H190ZM210 123V124H209ZM236 123H238L237 124V126H236ZM254 123V124H253ZM12 124H14V125H12ZM31 124L33 125V127L31 126ZM37 124V125H36ZM42 124V125H41ZM49 124V125H48ZM76 124L78 125H81V126H77V127H79V128H77L76 127ZM92 124V125H91ZM135 125L134 126V129L135 128H137L139 131V133H136V135L134 134V132H137V130H134L132 127V125ZM145 125V126H142L143 127V129H142V133H141V125ZM147 124H149V123H147ZM169 124V125H168ZM178 124V125H177ZM191 126H190V125ZM218 124V125H217ZM249 124H251V126L249 125ZM259 124V125H258ZM262 124V125H261ZM62 125V124H61ZM94 125H95V128H93L94 127ZM115 125H117V126H115ZM155 125H156V127H158V128H156L155 127ZM163 125V126H162ZM181 125H182V127H181ZM184 125H186V126H184ZM193 125H194V128H193ZM199 125H200V127H199ZM202 125H206V128H205V126L204 127H202ZM211 127H210V126ZM229 125V126H228ZM249 125V128L250 129H248L247 130V126ZM28 126V127H27ZM47 126V127H46ZM53 126V127H52ZM92 126V127H91ZM98 126V127H97ZM114 126V127H113ZM127 126H130V128L129 127H127ZM168 126V127H167ZM172 126H173V128H172ZM174 126L176 127V128H174ZM184 126V127H183ZM214 126V128H213V130H212V127ZM236 128H235V127ZM243 126V127H242ZM254 126V127H253ZM261 126V128H259ZM263 126V127H262ZM4 127V128H3ZM14 127H16V125L14 126ZM25 127H27V128H25ZM32 127V129H29V128H31ZM60 127V130L58 131V129L57 128H59ZM68 127V128H69ZM81 127V128H80ZM146 129H145V128ZM165 127V128H164ZM171 127V128H170ZM177 127H181L182 128V132H179V130H181V128L179 129V130H176L177 129ZM188 127V129H186ZM226 127V128H225ZM230 127V128H229ZM258 127V128H257ZM7 128H8V130H7ZM42 128V129H41ZM74 128V129H75ZM99 128V129H98ZM114 128V129H113ZM155 128V129H154ZM160 128H162V129H160ZM186 129L187 130V132H186V130L184 131L183 129ZM208 128V129H207ZM229 128V129H228ZM233 130H232V129ZM235 128V129H234ZM240 129V130H238L239 132H237L236 130L237 129ZM245 128V129H244ZM252 128V129H251ZM42 131V132H40L39 133V131L40 130ZM91 130L89 133H87L89 130ZM98 129V130H97ZM120 130V132H119V130ZM126 129V130H125ZM131 129H133V130H131ZM146 130V131H144L143 132V130ZM197 129V130H196ZM200 129V130H199ZM225 129V130H224ZM254 129H256V131L254 130ZM5 130V131H4ZM44 130H45V132L46 133H44ZM54 130V131H53ZM56 130V131H55ZM87 130V131H86ZM93 130V131H92ZM94 130H97V131H94ZM125 132H124V131ZM147 130H149V131H147ZM158 130H160V131H158ZM165 130V131H164ZM173 130V131H172ZM190 130V131H189ZM203 130H205V131H203ZM208 130V131H207ZM217 130V131H216ZM232 130V131H231ZM254 130V131H253ZM9 131V132H8ZM34 131V132H35ZM49 131V132H48ZM59 133H58V132ZM123 131V132H122ZM194 131H196V132H194ZM198 131V132H197ZM203 131V132H202ZM10 132H11V134H10ZM16 132V133H15ZM51 132V133H50ZM55 132V133H54ZM97 132H100V133H97ZM157 132V133H156ZM159 132H160V134H159ZM163 132V133H162ZM177 132H179V133H181V134H177ZM184 132H185V134L186 133H188L189 134V132L191 133V134H195V133H202V134H204L203 136H205V135H207L208 137H212V138H209L210 139V141L212 142V144H210V141H208V138H207V136H205V137H203V136H201L202 134H198V135H196V136H201V139H202V137H203V139L202 140H200V139H198V138H200V137H195V135L193 134L192 136H190V134L187 136V135H184ZM193 132V133H192ZM207 132V133H206ZM212 132V133H211ZM247 132V133H246ZM250 132V133H249ZM252 132V133H251ZM255 132V133H254ZM256 132H258V134L256 133ZM4 133V134H3ZM33 132H31L30 133V135L32 136L33 134H32ZM43 133V134H42ZM116 133V134H115ZM128 133V134H127ZM133 133V134H132ZM146 133H148V134H146ZM173 133L174 134H177L176 136H174L173 135ZM232 133H235V134H233V136H232ZM239 133V134H238ZM259 133H261V135L259 134ZM34 134H36V133H34ZM50 136H49V135ZM101 134V135H100ZM127 134V135H126ZM131 134L132 135H134V136H132L131 137ZM140 134V135H139ZM141 134H142V137H144V134L146 135L145 136V139H143L142 137H141ZM155 134V135H154ZM166 134V135H165ZM215 134V135H214ZM221 134V135H220ZM224 134V135H223ZM229 134H230V137H229ZM245 134V135H244ZM257 134V135H256ZM263 134V135H262ZM25 135V137H29V135L28 136H26ZM49 137H48V136ZM99 135V136H98ZM121 137H120V136ZM137 135H139L140 136V142H139V140L138 141H136V138H134L135 140H132V138L133 137H137V138H139V136H137ZM217 135H218V137H217ZM235 135V136H234ZM239 135V136H238ZM240 135H242V136H240ZM251 135V136H250ZM252 135H254L253 137H252ZM8 138H6V137ZM11 137V138H9V137ZM16 136V137H15ZM22 136V135H21ZM24 136V135H23ZM30 136V138H35V137H31ZM51 136L53 137V138H51ZM56 136H58V137H56ZM126 136V137H125ZM128 136V137H127ZM129 136L131 137L130 139H129V141L130 140H132V141H135L136 143H137V147L139 146V145H141L142 143V146L143 147H145V148H143V147H141V149H146L145 151H142L140 148H137L136 147V143L134 144L135 145V148H134V145L133 144H130V146L128 145V141H126V139L128 140V138H129ZM160 136V137H159ZM161 136H164L165 137V140L162 138L161 139ZM166 136H167V138H166ZM172 136H173V139L171 140V138H172ZM213 136L215 137V138H217L219 141H217V139H214L213 138ZM226 136H228V137H226ZM247 138H246V137ZM251 138H249V137ZM257 136V137H256ZM25 137H23V138H25ZM55 137V138H54ZM124 137V138H123ZM156 137H157V139H158V137L161 139H159V140H157V142H156ZM171 137V138H170ZM184 137H186V140L185 141H183L184 140ZM241 137V138H240ZM244 137V138H243ZM23 138H19V139H23ZM40 138H43V137H40ZM96 138H97V141H96ZM115 138V139H114ZM192 138H193V140H192ZM196 138V139H195ZM206 138H207V140H206ZM245 138L247 139V141L245 140ZM254 138H256V139H254ZM258 138H259V140H258ZM261 138V139H260ZM14 140L13 139V141L12 142H9V143H12V144H10L11 146L13 145V147H15L18 143L17 142H14V141H18L19 139H17V140ZM119 139V140H118ZM125 139V140H124ZM214 139V140H213ZM236 139V140H235ZM32 140V139H31ZM155 140V141H154ZM171 140V141H170ZM182 140V141H181ZM190 140V141H189ZM200 140V141H199ZM214 141V143H213V141ZM239 140V141H238ZM251 142H250V141ZM261 140V141H260ZM20 141V140H19ZM97 143H96V142ZM116 141H118V143L116 142ZM122 141H126V142H122ZM160 141V142H159ZM192 141L194 142V143H192ZM230 141V142H229ZM240 141H242L241 143H243V144H245V147H244V145H242L241 143L239 144V142ZM244 141H245V143H244ZM253 141V142H252ZM256 141V143H254ZM13 142H14V144L15 143H17L15 146H14V144H13ZM131 142V141H130ZM139 142V143H138ZM185 143L186 142V144L188 145V148H185L186 146H184V145H182L183 143ZM191 142V144H192V146H191V144H189ZM203 142H205V143H203ZM207 142H209V143H207ZM218 142V143H217ZM223 142V143H222ZM248 142H250V144L248 143ZM20 143V142H19ZM94 143H96V144H94ZM113 143V144H112ZM124 145H123V144ZM126 143V144H125ZM132 143V142H131ZM146 143H147V146H146ZM159 143V144H158ZM200 143V144H199ZM217 143V144H216ZM219 143H221L220 145H219ZM246 143H247V145H246ZM253 143V144H252ZM259 143V144H258ZM1 145H0V148H2L1 146H2V143H0ZM8 144V143H7ZM7 144L5 145V146H3V149H4V147H5V149L3 150V151H6V152H8L9 150H10V147L9 148H7L6 149V146H7ZM120 146H119V145ZM139 144V145H138ZM175 144H180V146H184V148L185 149H183V148H181L180 147V149L177 147V145L176 146H173V145H175ZM185 144V145H186ZM202 144H205L206 146L207 145H209V146H207V147H212L214 144H216V146L214 147H212V148H207V147H205V145L204 146H201ZM236 144L238 145V146H236ZM252 144V145H251ZM10 145H8V146H10ZM93 145H94V147H93ZM116 145H118V146H116ZM158 145V146H157ZM163 145V146H162ZM212 145V146H211ZM242 145V146H241ZM248 145H250V147H248ZM260 145V146H259ZM262 145V146H261ZM90 146H92V148H93V152H92V149H91V147ZM96 146V147H95ZM100 146V147H99ZM116 146V147H115ZM200 146V147H199ZM221 146V147H220ZM236 148H234V147ZM256 146V147H255ZM259 146V147H258ZM13 147H11L13 150L11 151H9V153H13V151H14V148ZM81 147V146H80ZM151 147V148H150ZM175 147V148H174ZM196 147V148H195ZM231 147H232V149H231ZM243 147V148H242ZM258 147V148H257ZM16 148H17V146L15 147V150H16ZM95 148V149H94ZM131 148V149H130ZM133 148L136 150H139V151H135V150H133ZM177 148H178V150H177ZM216 148V149H215ZM239 148V149H238ZM247 150H249V149H253V151L254 150H256V148L259 150V154H261V155H259V159H261V161L259 160V164H257V166H255V168L256 169H254V170H257L258 169V172L257 171H255V172H257V173H255V172H253V173H255V175L253 174V175H251L252 177H251V179L253 178V181L254 182H252V180L250 181V187L247 185V190L248 191H250L249 189L251 188V191L250 192H248L247 190H246V188H242L241 187V189H243V190H241L239 187V189L242 191V193H243V191H245L246 190V194H244V197L242 198L241 196L243 195V194H241L240 192L241 191H239V190H235V193H236V191H238L239 192V195L241 194V198L245 201H241V200H239V198L237 199L236 198V196H235V198H233V196H232V199H234V200H231V195H230V199H229V197L227 198L226 196H223V199H222V195H224V193L227 191V189H226V191L224 190V188H223V185H222V178L225 176L224 174H226L229 170H226L227 168H228V166L230 165L231 166V164H232V162L234 161V159H235V161L237 160V161H241V166L244 164H250V161H251V165H252V161H253V159H254V153H253V155H251V150H249L250 152L248 153V154H250L249 156L251 157L252 156V160L250 159V158H246L245 159V157L246 156H248V155H246L243 151L245 150V152L247 153V151H246V149ZM260 148H262V149H260ZM18 149H19V147H18ZM100 149V150H99ZM181 149H183L182 151H181ZM228 149V150H227ZM231 149V150H230ZM2 150V149H1ZM150 150V151H149ZM175 150H177V151H175ZM180 150V151H179ZM213 150V151H212ZM226 150V152H224ZM233 150H235L234 151V153L236 152V151H239V153H235V156H234V153H233ZM260 150H262V153H260ZM18 151V150H17ZM117 151V152H116ZM174 151V152H173ZM15 152V151H14ZM95 152L93 153V154H91V153H89L88 155L90 156V154H91V156L92 157H89L88 156V158H90V160L92 159L93 160V156H96V154H95ZM131 153V154H130ZM144 153V154H143ZM227 153V154H226ZM230 153V154H229ZM245 155H244V154ZM150 154V155H149ZM159 154V155H158ZM179 154V155H178ZM240 156H239V155ZM126 155V156H125ZM229 155V156H228ZM224 158H223V157ZM231 156H232V158H231ZM233 156H234V159H233ZM105 157V158H104ZM218 157V158H217ZM227 157V158H226ZM229 157V158H228ZM236 157V158H235ZM242 157H243V159H242ZM238 158V159H237ZM240 158V159H239ZM219 159V161H217ZM227 159V160H226ZM233 159V161L231 162L230 160H232ZM248 159V161H249V159H250V161L249 162H247L246 160ZM97 160V161H96ZM106 160H107V163H106ZM110 160V162H108ZM225 160V161H224ZM115 161V162H114ZM234 161V162H235ZM92 162V161H91ZM105 162V163H104ZM113 162V163H112ZM229 162V163H228ZM261 162V163H260ZM109 163H110V165H112L113 167L115 166L117 169L115 170L116 171V173L114 172H112L113 173V175H115V179H117L118 180V178L117 177H119V179L120 180H122L123 179V177H124V179H123V181H117V182H119V183H116L115 184V179H114V176L112 177V175L110 176L111 178H112V181H111V179L109 180L108 178H109V176L107 175V177H106V179L107 180H109V181H107L106 179H104L105 177H104V175H105V173L104 174H102L101 172H103V170L104 171H106L107 169H108V172H109V174L111 173L109 170H111V169H109L110 167H112V166H107V168L105 167V165L107 164V165H109ZM116 165H115V164ZM120 163H122V164H120ZM231 163V164H230ZM236 163V162H235ZM92 164V163H91ZM92 165V166H93ZM118 165V166H117ZM132 165V166H131ZM223 165H225L224 167H223ZM226 165H228L227 167H226ZM244 165L242 166V168L244 167ZM105 167L106 168V170H105V168L104 169H102L103 167ZM221 166V167H220ZM229 166V167H230ZM96 167V168H95ZM100 167V169H98ZM109 167V168H108ZM119 167V168H118ZM175 168V169H174ZM118 169H120V170H118ZM132 169V170H131ZM180 171H179V170ZM99 171L98 172V174H96L95 175V172L96 171ZM112 170H113V168H112ZM138 170V171H137ZM223 172H222V171ZM225 170L227 171L226 173H224L225 172ZM101 171V172H100ZM134 171H136V172H134ZM142 173H141V172ZM177 171V172H176ZM107 172V171H106ZM107 172V173H108ZM124 172V173H123ZM130 172H133V175H136V176H133L132 175V173L131 174H128V173H130ZM180 172V173H179ZM220 172H222V174L220 173ZM97 173V172H96ZM111 173V174H112ZM122 173V174H121ZM127 173V174H126ZM141 173V174H140ZM118 174V175H117ZM143 174H145V175H143ZM146 174H147V176H148V178L146 177ZM149 174V175H148ZM126 175V176H125ZM132 176V177H130V176ZM138 175H139V179H140V177H141V181L142 180H146V179H152L154 182V184L153 183H149L150 185L152 184V185H154L153 187L152 186H149V188H148V186L147 185H145V186H147L146 188H143V187H145V186H143L142 185V182L138 179V178H136V177H138ZM177 175V176H176ZM179 175H181V176H179ZM106 176V175H105ZM128 176V177H127ZM150 176V177H149ZM153 176H156L155 178H152ZM157 176H159L158 177V179H157ZM219 176H221V177H219ZM223 176V177H222ZM255 176V177H254ZM126 177L127 178H130V179H127V180H129L128 182L125 180L126 179ZM102 178V179H101ZM122 178V179H121ZM132 178H134V179H132ZM142 178H145V179H142ZM215 178H216V180H218L217 182H216V180H215ZM218 178V179H217ZM225 178V177H224ZM155 179H156V182H155ZM162 181V179L165 181H160V180ZM167 179V180H166ZM115 182H114V181ZM137 180H139L140 182H141V184L137 181ZM179 180V181H178ZM125 181V182H124ZM135 183H134V182ZM144 181H143V183H144ZM147 181V180H146ZM157 181H158V183H157ZM187 181V182H186ZM220 181V182H219ZM103 182V183H102ZM108 182H109V184H108ZM111 182H113V183H111ZM181 182V183H180ZM196 182V183H195ZM198 182V183H197ZM121 183V184H120ZM126 183V184H125ZM128 183H130V184H128ZM134 183V184H133ZM163 183V184H162ZM212 183H214V184H212ZM254 183V184H253ZM133 184V185H132ZM135 184H136V186H138V184H140L141 186H142V190L143 191H145V189H146V191L145 192H142V194H144L145 193V196H148V194L149 195H151V196H148V199H152L151 201H156L157 202V204L156 205H150V204H148V205H150V206H147V202L145 203V196H143L142 194H141V192H139V193H137V190H134L135 189ZM148 184V185H149ZM159 184V186H157ZM177 184H179V186L177 185ZM221 184V185H220ZM249 184V183H248ZM262 186V190H261V192H260V189H261V187H259L260 185ZM130 189H127V187ZM129 185V186H128ZM182 185H183V187H182ZM196 185V186H195ZM212 185H213V187H212ZM220 185V186H219ZM251 185H252V187H251ZM105 186H107V187H105ZM111 186V187H110ZM115 186V187H114ZM132 186H134V188L132 189ZM140 186V187H141ZM215 186H216V188H217V190H216V188H215ZM114 187V188H113ZM117 187V188H116ZM140 187H137V188H139V189H141ZM150 187H152V188H154V187H156V188H154V189H150ZM162 187V188H161ZM176 187H178V188H176ZM218 187H219V190H218ZM259 187V188H258ZM100 188V189H99ZM110 188V189H109ZM183 188V189H182ZM223 189V190H220V189ZM249 188V189H248ZM107 189H108V191L109 190H113L112 192L111 191H107ZM179 189V190H178ZM52 189H50V191L49 192H53V193H50V198H52V196L54 197H57L58 195H57V193L56 192H54V190H52ZM102 190V191H101ZM105 190H106V192H105ZM127 192H126V191ZM132 190H134L135 191V193H134V191H132ZM148 190H150V192L148 191ZM157 190V191H156ZM178 190V191H177ZM187 192H186V191ZM192 190H194L193 192L195 193V195H194V193L192 192ZM229 190V189H228ZM99 191H100V193H99ZM131 191L133 192V197H132V193H131ZM153 191V192H152ZM177 191V192H176ZM181 191H185L184 193H193L192 195H193V197H192V199H193V202H192V205H190L189 207H188V209H186V210H184L183 208V206H181V204L179 203V201H177L178 200V195H181ZM188 191H190V192H188ZM210 191V192H209ZM217 191H219V192H217ZM225 191V192H224ZM1 192V194H3V197H5L4 195L6 194V192H5V194L4 193H2V190L0 191ZM130 192V193H129ZM148 192V193H147ZM174 192V193H173ZM227 192H229V191H227ZM225 193V195H228V193ZM247 192L249 193V194H247ZM258 192H260V193H262V194H259V195H261L260 197L257 195L258 194ZM55 193H56V195H55ZM92 193H94V194H92ZM104 195H102V194ZM116 193V196L114 195ZM125 193H127V194H125ZM139 194V195H137V194ZM216 193V194H215ZM221 193V194H220ZM51 194H53V195H51ZM85 194H86V199L87 200H85V197H83L82 195H84L85 196ZM147 194V195H146ZM174 196H173V195ZM90 195H92V196H90ZM107 195H109V196H107ZM128 197H126V196ZM131 195V196H130ZM175 195H177L176 197H177V199H174L175 198ZM238 194H237V196H239ZM245 195H248V196H246V198H245ZM1 196V195H0ZM13 196V195H12ZM72 196V197H71ZM90 196V197H89ZM99 196H100V198H99ZM114 196V197H116V199H118V196H119V198L121 197H123V196H125V197H123V198H125V200L122 198V200H121V198H120V201L119 202H121L122 203V201L123 202H125V203H123V205L121 206V204H116L118 201L116 200L115 202V204L117 205V207L120 205L121 207H123V208H117L116 206H115V204H113L114 205V207H115V209H112V205H108L107 204V202L106 201H108V200H110V199H113L112 197ZM130 196V197H129ZM144 198H143V197ZM154 196H155V198H154ZM218 196H220V197H218ZM229 196V195H228ZM2 197V196H1ZM0 197V199L2 200V198ZM98 197V198H97ZM138 197V198H137ZM13 198H14V196H13ZM12 198V200H13V204H14V206H15V200H18V199H13ZM109 198V199H108ZM131 200H130V199ZM133 198V199H132ZM141 198H143V200L141 199ZM174 200H173V199ZM226 198H227V200H226ZM240 198V199H241ZM245 198V199H244ZM88 199H91V201H88ZM96 199V200H95ZM141 199V200H140ZM170 199H172L171 201H174V202H171L170 201ZM229 199V200H228ZM237 199V200H236ZM260 199L262 200V201H260ZM95 200V201H94ZM119 200V199H118ZM127 200V201H126ZM130 200V201H129ZM177 202H176V201ZM218 200V201H217ZM223 200H225V201H227V202H223V203H220V202H222ZM239 200V201H238ZM53 201H54V199H53ZM56 201V200H55ZM54 201V202H55ZM78 201V202H77ZM87 201L88 202H90V203H87ZM114 200H110V202H112V203H114L113 202ZM144 201V202H143ZM165 201V202H164ZM232 201V202H231ZM238 201V202H237ZM1 202L2 201H0V204H1ZM88 204V206H90V209L89 210H92V211H89L88 210V208L89 207H87V205H86V203ZM100 202H102V203H100ZM142 202V203H141ZM160 202V203H159ZM163 202H164V205H163ZM240 202V203H239ZM241 202H243V203H241ZM261 202V203H260ZM19 203H20V201H18L17 202V205L15 206V207H17L16 209H18L19 208ZM79 203V204H78ZM108 203H109V201H108ZM170 203V204H169ZM172 203V204H171ZM217 203H219L220 204V206L219 205H217ZM11 204H12V201H11ZM10 203L8 204V205H3L2 204V206H3V209H2V213H0V222H1V224H3L4 225V227H7L8 225V227L9 228H11L12 230H13V228H12V226L15 228L16 226L13 224V223H18V222H15V221H19L22 217H24V216H26V215H24V216H22V217H20L19 216V218L20 219H16L15 220V218L17 217H14V219H12L11 218V220L13 221L12 223H11V220H9L10 219V217H6V214H7V209L9 210V206L11 205ZM21 204V206L24 204V205H26L27 203H20ZM43 204V203H42ZM90 204V205H89ZM94 206H93V205ZM104 204V205H103ZM107 204V205H106ZM126 204V205H125ZM169 206H168V205ZM174 204H175V206H174ZM24 205H23V207H24ZM49 205H51V206H49ZM68 205H69V203H68ZM101 205V206H100ZM145 205V206H144ZM183 205V204H182ZM225 205H227V207H225ZM7 206V207H6ZM95 206H96V208H95ZM104 206H106V207H104ZM125 206V207H124ZM158 206V207H157ZM171 206H172V208H171ZM193 206V207H192ZM222 206V207H221ZM12 207V206H11ZM14 207V208H15ZM23 207H22V209H23ZM51 207H52V209H51ZM58 207H60V208H62L61 210L62 211H64L65 210V213H63V212H61V210L58 212L57 211V208ZM94 207V208H93ZM99 207V208H98ZM101 207V208H100ZM170 207V208H169ZM219 207H221V208H219ZM230 207V208H229ZM262 207V208H261ZM5 208V209H4ZM13 207L12 208H10V209H14ZM56 208V209H55ZM110 208V209H109ZM117 208V209H116ZM195 208V209H194ZM24 209H26V207H24ZM48 209V210H47ZM59 209V208H58ZM64 209V210H63ZM95 209V210H94ZM98 209V210H97ZM103 209V210H102ZM104 209H109V210H115V211H107V212H109L108 214L106 213V210H105V212H103L104 213V216L105 217H109V218H107V219H109V221L110 222H112V220H114L112 223L114 224V226H113V224L112 223H110V225H111V227L110 228H105L106 226V224H105V222H104V220H106V218L105 219H103V217H101L103 214H102V212H100V210L101 211H104ZM118 209H120V212H121V210L123 209V210H126V212H124L123 210H122V212H121V214H120V212H118L119 210ZM164 209H166V210H164ZM170 209V210H169ZM184 211H183V210ZM190 209V210H189ZM221 210V209H223V210H225V213H223V210H221V211H217V210ZM50 210V211H49ZM118 210V211H117ZM178 212H177V211ZM189 210V211H188ZM4 211V212H3ZM11 211V210H10ZM25 210H23L22 211V213L24 212ZM44 211V212H45ZM55 211V212H54ZM56 211H57V213H60L61 212V214L62 215H60V214H57L56 213ZM67 211V212H66ZM83 211V212H82ZM89 211V212H88ZM95 211V212H94ZM96 211H98V212H96ZM174 211V212H173ZM186 211V212H185ZM20 212H21V208H20ZM50 212V213H49ZM69 212H70V215H69ZM116 212V213H115ZM172 212V213H171ZM180 212V213H179ZM187 212H188V218L190 219L189 220V223H188V221L186 222V223H188L187 225H188V229H186V232H182L181 231V227H179L182 223H183V221L181 220V219H184V218H186V216L184 217V215H186L187 214ZM228 212V213H227ZM4 213V214H3ZM53 213H56V214H53ZM98 213H100V214H102V215H100V214H98ZM126 213V214H125ZM191 213V214H190ZM193 213V214H192ZM217 213V214H216ZM221 214V213H223V214H221L220 215V217H219V214ZM2 214V215H1ZM8 214H9V212H8ZM12 214V213H11ZM32 214V219L34 218L33 217V213H31ZM51 214V215H50ZM96 214V215H95ZM98 214V215H97ZM118 214H119V216H118ZM177 214V215H176ZM181 214V215H180ZM190 214V215H189ZM201 214V215H200ZM258 214V215H257ZM10 215V214H9ZM8 215V216H9ZM36 215V214H35ZM34 215V216H35ZM52 215H54V216H52ZM60 215V216H59ZM83 215H84V217H83ZM99 215H100V217H99ZM115 215V216H114ZM166 215V216H165ZM179 215V216H178ZM224 215V216H223ZM12 216V215H11ZM27 216H29L30 217V214L29 215H27ZM52 216V217H51ZM71 216V217H70ZM77 216V217H76ZM86 216V217H85ZM96 216H98L99 217V219L101 220V218L103 219V224H102V226H100L101 224H97L98 223V219H97V217ZM165 216V217H164ZM181 216V217H180ZM5 217V218H4ZM57 217H58V220H57ZM61 217V218H60ZM66 217H68V218H66ZM114 217V218H113ZM194 219H193V218ZM230 217V218H229ZM7 218H9V219H7ZM25 218V217H24ZM31 218H29V220H31V221H29V222H33V223H36L37 222V216L34 218V220H36L35 222L34 221H32V219ZM47 218V221L48 220H50V219H48V217H44V219H46ZM76 218V220H74ZM111 218H112V220H111ZM115 218H117V219H115ZM167 218V220H169L167 223H169V224H164L165 222L164 221H167V220H165ZM188 218H186V220H188ZM222 220H221V219ZM61 219V220H60ZM80 221H79V220ZM97 219V220H96ZM192 219V220H191ZM213 219V220H212ZM15 220V221H14ZM22 220H24V219H22ZM25 220H28V219H26L25 218ZM24 220V221H25ZM52 220H54V219H52ZM83 220V221H82ZM117 220V221H116ZM126 220V221H125ZM164 220V221H163ZM175 220H176V223H175ZM185 220V219H184ZM3 221H5V222H3ZM8 221V222H7ZM73 221V222H72ZM79 221V222H78ZM231 221V222H230ZM20 222H21V220H20ZM53 222V221H52ZM94 222V223H93ZM97 222V223H96ZM107 223H108V221H106ZM117 222V223H116ZM121 222V223H120ZM162 222V223H161ZM172 222V223H171ZM260 222H261V224H260ZM8 223V224H7ZM68 223V224H67ZM70 223H71V225L73 224L74 225V227L72 228L71 227V225H70ZM76 223V224H75ZM81 223V224H80ZM99 223H100V221H99ZM116 223V224H115ZM178 223V224H177ZM191 223V224H190ZM200 225H199V224ZM7 224V225H6ZM20 224V223H19ZM19 224H16L17 226L19 225ZM60 224H58V225H60ZM66 224H67V226H66ZM79 224V225H78ZM86 224V225H85ZM88 224V225H87ZM97 224V225H96ZM119 224V225H118ZM132 224V225H131ZM233 224V225H232ZM2 225V226H3ZM11 225V226H10ZM75 225H76V227H75ZM105 227H104V226ZM108 225V224H107ZM128 225H129V228L130 229H133V232H135V239L136 238H138V239H140L141 240V243L142 244H140L139 243V241H138V239L136 240V243H134V244H132V246H134L135 248H133L132 250H131V248L132 247H130L131 245L129 244V243H127L126 242V240L125 239H121L122 241H124L123 243H124V245L126 246V245H128V246H123V243H118L117 241H118V239L117 238H122V236H123V233L121 232L120 233V235H118L119 233V231H122V229L123 228H127L128 227ZM163 225V226H162ZM167 226L166 228H165V226ZM171 227H170V226ZM175 227V229H174V227ZM179 225V226H178ZM206 225V226H205ZM42 226V225H41ZM98 226H100V227H98ZM122 226H123V228H122ZM124 226H126V227H124ZM169 226V227H168ZM189 226H191L190 228H189ZM192 226H194V227H192ZM225 226V227H224ZM67 228V230L66 229H64V228ZM70 227H71V229H70ZM104 227V228H103ZM120 227V229H118ZM133 227V228H132ZM163 227V228H162ZM200 227V228H199ZM9 228H6V231L8 232V230H9ZM42 228V227H41ZM57 228H58V230H57ZM116 230V232H115V230ZM178 228V229H177ZM203 228V229H202ZM1 229H3V231L1 230ZM1 229H0V241L2 242V239H4V241L3 242H5V243H7L8 241L6 240L5 241V239H7V237H8V234H7V237L6 238H3L4 237V235L7 233L6 231H4L5 229L3 228V227H1ZM9 230V232H11L12 230ZM47 230V232H46V230ZM78 229V230H77ZM172 229V230H171ZM190 229H192V230H190ZM78 232H77V231ZM163 230V231H162ZM201 230V231H200ZM205 230H207V231H205ZM220 230V231H219ZM225 230V232L223 233V231ZM227 230V231H226ZM59 231L60 232V234H59V232H58V234L59 235H57V234H55V233H57V232ZM107 231V232H106ZM113 231V232H112ZM123 231H124V229H123ZM162 231V232H161ZM172 231V232H171ZM174 231V232H173ZM2 232H3V234H2ZM12 232H14V231H12ZM11 232V233H12ZM64 232V235L62 234ZM75 232V233H74ZM167 232H169V233H167ZM171 232V233H170ZM178 232V233H177ZM180 232H182V233H180ZM229 232V233H228ZM49 233V234H48ZM52 233H54V235H55V237H53L54 235L52 234ZM111 233H113V234H111ZM177 233V234H176ZM184 233V234H183ZM38 234H40V233H38ZM41 234L39 235L40 237H41ZM53 236H52V235ZM62 234V236H63V241H64V239L66 238L67 240L65 241V242H71L70 243V246H72L71 247V249H69V246H67V245H69V242L67 243V247H65V248H67V249H65V248H63L64 249V251L66 252V250H67V252H66V254L65 253H63V252H61V248H60V246L58 245V247L59 248H57V243L55 244V241H57L58 240V238H62V236H60ZM115 234H117V235H115ZM122 234V235H121ZM172 234V236H170ZM176 234V235H175ZM188 234V235H187ZM192 234V235H191ZM223 234V235H222ZM3 235V236H2ZM49 235H50V237H49ZM67 235H69L68 236V238H67ZM71 235V236H70ZM78 235V236H77ZM111 235V236H110ZM115 235V236H114ZM170 237H169V236ZM182 235V236H181ZM222 235V236H221ZM6 236V235H5ZM57 236H60V237H58V238H56ZM165 236V237H164ZM168 236V237H167ZM176 238H175V237ZM9 237H10V235H9ZM8 237V238H9ZM48 237H49V239L50 240H48L47 241V243H46V240L45 239H48ZM65 237V238H64ZM262 237H263V239H262ZM45 238V239H44ZM54 238V239H53ZM56 238V239H55ZM60 238V239H61ZM145 238V239H144ZM176 239V240H173V239ZM186 238V239H185ZM43 239L45 240L44 241V244L46 245H43ZM54 240V242H51V241H53ZM69 239V240H68ZM144 239V240H143ZM165 239V240H164ZM167 239L169 240L168 242H170L171 240L173 241H171L170 243H167ZM199 239V240H198ZM203 239V240H202ZM262 239V240H261ZM41 240H42V242H41ZM73 240V241H72ZM115 240V241H114ZM179 240V241H178ZM184 240H187V243H186V241H184ZM40 241V242H39ZM59 241V240H58ZM57 241V242H58ZM60 241H62V239L60 240ZM59 241V242H60ZM147 241V242H146ZM175 241V242H174ZM223 241V242H222ZM1 242H0V245H1ZM138 242V243H137ZM179 242V243H178ZM183 242H185V243H183ZM35 243H37V244H35ZM40 243H41V245H40ZM79 243V244H78ZM82 243V244H81ZM146 243V244H145ZM227 243V244H226ZM3 244V243H2ZM39 244V245H38ZM47 244H49V246H47ZM118 245V247H117V245ZM149 244V245H148ZM167 244H169V245H171L172 247H174V248H172V247H170L169 245V247H166V245ZM177 244V245H176ZM179 244V245H178ZM185 244V245H184ZM7 245V244H6ZM52 245V246H51ZM54 245H56V247L54 246ZM139 245H141V246H139ZM176 245V246H175ZM184 245V246H183ZM2 247L4 246V248H5V245H1ZM40 246V247H39ZM44 246V247H43ZM53 246L55 247V249L56 250H59L60 249V251H56L57 252V254L60 256H56L55 254H54V252L55 251H53L54 249H52L53 248ZM112 246V247H111ZM147 247V248H145V247ZM186 246V247H185ZM198 246V247H197ZM228 246H229V248H228ZM37 247V248H36ZM108 247V248H107ZM122 247V249H120V248ZM137 247V248H136ZM34 248H35V252H34ZM46 248H47V251H48V253H47V251H46ZM49 248V249H48ZM117 248V249H116ZM126 248V249H125ZM142 248V249H141ZM145 248V249H144ZM173 249V250H169V251H166L167 249ZM199 248V249H198ZM36 249H37V252H36ZM40 251H39V250ZM51 249H52V251H53V253H52V251H51ZM111 249V250H110ZM113 249H114V251H113ZM115 249H116V251H115ZM125 251H124V250ZM135 249V250H134ZM166 249V250H165ZM43 250V251H42ZM45 250V251H44ZM69 250V251H68ZM71 250V251H70ZM106 250V251H105ZM117 250H118V252H117ZM122 250V251H121ZM137 250V251H136ZM228 250V251H227ZM124 251V253H122ZM149 251H151V252H149ZM172 251V252H171ZM21 252H25L27 255L29 254V255H32V256H30L31 257V259H29L30 257H29V255L27 256L26 254V256L23 254V253H21ZM33 252V253H32ZM41 252H43L42 253V256H41ZM50 252V253H49ZM55 252V253H56ZM69 252V253H68ZM106 252V253H105ZM110 252V254L108 255V253ZM116 252V253H115ZM227 252V253H226ZM35 253V254H34ZM44 253H45V256H43L44 255ZM59 253H61V254H59ZM63 253V254H62ZM105 253V254H104ZM113 253V254H112ZM226 253V254H225ZM13 254V255H12ZM22 254L24 255L23 257H21L22 256ZM39 254V255H38ZM50 254V255H49ZM102 254V255H101ZM106 254H107V256H106ZM118 254V255H117ZM121 254H126V256L124 255V256H122ZM128 254V255H127ZM157 254V255H156ZM171 254V255H170ZM14 255H16V256H14ZM51 255H53V257L51 256ZM72 255V256H71ZM113 255V256H112ZM132 255V256H131ZM166 255V256H165ZM13 256V257H12ZM39 256V257H38ZM131 256V257H130ZM18 257V258H17ZM21 257V258H20ZM33 257H35V258H39L38 259V261H36L35 260V258H33ZM49 257H51V258H49ZM63 257V258H62ZM66 257V258H65ZM96 257H97V259H98V261L96 260ZM107 257V258H106ZM109 257V258H108ZM117 257V258H116ZM120 257V258H119ZM136 257V258H135ZM226 257H228V258H226ZM24 258H25V260H24ZM41 258V259H40ZM43 258V259H42ZM56 258V259H55ZM59 258V259H58ZM94 258H95V260H96V262H95V260H94ZM100 258V259H99ZM105 258V259H104ZM139 258V259H138ZM225 258V259H224ZM16 259V260H15ZM23 259V261L25 262H23V261H21V260ZM29 259L30 261H28L27 262V260ZM33 259H34V261H33ZM58 259V260H57ZM103 259V260H102ZM121 259V260H120ZM18 260V261H17ZM41 260V261H40ZM61 260V261H60ZM65 260H67V261H65ZM79 260V261H78ZM116 260V261H115ZM119 262H118V261ZM129 260V261H128ZM137 260V261H136ZM168 260V261H167ZM16 261V262H15ZM39 261H40V263H39ZM57 261V262H56ZM60 261V262H59ZM100 261V262H99ZM103 261V262H102ZM128 261V262H127ZM15 262V263H14ZM19 262V263H18ZM22 262V263H21ZM30 262V263H29ZM35 262V263H34ZM137 262V263H136Z\"/></svg>",
  "mask_w": 264,
  "mask_h": 264
},
{
  "label": "bare ground",
  "instance_id": "2",
  "mask_svg": "<svg viewBox=\"0 0 264 264\" xmlns=\"http://www.w3.org/2000/svg\"><path fill=\"white\" fill-rule=\"evenodd\" d=\"M2 1H4V0H0V6L2 7V8H4V9H8V12H10L9 10L10 9H12V8H14V5L13 4H15L17 1L15 0V2L13 1V4H11V3H3ZM8 1V0H7ZM7 1H5V2H7ZM12 1V0H11ZM11 1H9V2H11ZM20 1V0H19ZM22 1H24V0H22ZM27 1L28 0H25V2H26V4H28V5H30L29 3H27ZM39 2H40V0H38ZM84 1V0H83ZM82 1V2H83ZM89 1V2H88ZM100 1V2H99ZM97 0V1H95V2H93V0L92 1H90V0H87V3H86V0L84 1V3L86 4H81L80 2H81V0H42L40 3L38 2V3H36V1L34 0V2L36 3V6L34 7L33 5H34V2H33V5H30L29 7L30 8H28V6L27 5H25V3H21L22 5H20L19 4V2H17L16 4L18 5L19 4V6L16 8L17 10H15L14 9V11H15V14H16V11H18V8L20 9L19 11H21V6H23V5H25V7L23 6V8H22V10L25 8V9H27V10H23V16H25V18H28V20H29V22L31 23V21L32 20H34V18H36L37 20H35L36 22L39 20V21H41L40 19H44V18H46V16L44 15L45 14V12L46 11H48V10H53L54 9V12L52 11V13H54L55 14V16L56 15H58V16H56L55 17V19L56 18H58L60 15L59 14H57L58 12L59 13H61L62 12V17H59L60 18V22H59V19H56V22H57V20H58V23H56V22H53V19H51L49 22H46V21H48L49 20V18H48V16H47V18L46 19H48V20H44L43 21V19H42V21L41 22H33L32 21V24L34 23V25L35 24H37V26H38V28H37V26L36 27H34L33 25H31L32 26V28H30L31 29V31H33L34 33L36 32V31H34V28H36V30H37V32H36V34H34L33 35V32H32V35H30L31 36V38H30V36H29V34L28 33H31V32H28V31H30V29L27 31L25 28H24V30H22L21 32H23V31H25V33H27V34H23V35H25L26 37L25 38H23L24 36H22V35H20L19 34V36H22V40H21V44H23L22 46H19L20 45V40L18 39V47H17V51H18V48L19 47H21V49L22 48H24V46L27 48V44H29L31 47H29V50L33 47V48H35V50L34 49H32L33 51H31L30 53L31 54H28V55H26V57H27V59H29L28 61H29V63L30 62H32V63H34V61L36 62V64H37V61L39 60V58H40V61H42L43 59H47L48 61H49V64L47 65V68L45 67V68H42L41 66L43 65H40V66H38V68H41V70H39V71H43L44 72V70H42V69H45V71L47 70V69H49L48 68V66H50L51 67V70L52 71H54V72H52V73H55V72H58V73H62V74H66L67 75V77L70 75L71 76V78H72V76L73 75H76L75 77H77L79 80L81 79V78H83L85 75H86V77H88L89 75H87V73L84 75V74H82V76L83 77H80L81 75L80 74H78L79 72V70L81 69V68H84L85 66V69H87V67L88 66H92V65H97L98 63H99V61H101L100 63L102 64V65H104V63H106V62H104L103 63V60L104 61H110V63L112 62V60L114 61L113 62V64L111 63L110 65H114L115 64V61H116V63H118V61L121 59V57L123 58L125 55L127 56H129L131 53H130V51L132 50L133 51V47L134 48H136L137 46H139V45H135V44H139L140 42H138V40L139 39H135V41L133 40L134 38H135V36H137V35H134V33L135 34H139V30L140 29H138V33L137 32H135V30L134 31H132V33H133V35H134V38H130L131 37V35H130V32H131V30L132 29H134V28H136V27H134V28H132L129 32H127V35L129 34L130 35V37H129V39L127 38V39H125L126 37H127V35L126 34H123V30L121 29V32L120 33H122V34H119V32H117V36L118 35H121L122 37L125 35V38H124V40H123V42L125 41V40H127L126 41V43H125V46L123 47V49H125V51H124V53L122 52V51H118L119 49H117V47L119 46V47H122L123 46V44L122 45H120L121 43H123V42H120L119 43V41H122V40H118V38L116 37V33L114 32V30L116 29V31H117V28L115 27V23L118 21V20H120L121 18H120V15H121V17L123 18V16H126V12H128V14L130 15V13H129V11H130V7H128V6H130L131 4H129L128 6H126V4L127 3H129V2H131V1H127V3L125 4L124 2H123V0L122 1H117V0H115V3L113 2V3H110V2H105V1H103V0ZM109 1V0H108ZM112 1V0H111ZM114 1V0H113ZM117 1V2H116ZM143 1V0H142ZM155 1V0H154ZM163 1V0H162ZM172 1V3H173V0H171ZM182 1V0H181ZM246 1H248V0H187V3H188V5H186V3L185 2H183V3H185V7H183L184 8V10L183 11H180V12H182V13H180L179 12V14H186L187 13V17H185L184 15H181V17H180V15H179V18L180 19H178V17H177V19H178V21L179 20H181V22H183V18H186L185 20L187 21H185L186 23L183 25L180 21H179V23H181V24H179V25H176V27H177V29H180L181 30V32H182V34H183V37H184V39L187 37V38H193V37H195V39H196V37H197V39L198 38H200L202 35L204 36V34H207V35H209L208 33H210V36H209V38L210 37H213L212 39H214V36L215 37H217V39L220 41V39H221V41H222V39L223 40H227V39H230V38H226L227 36H228V31H230L229 30V25L231 24V22L232 21H235V23L237 22V21H239L240 20V18L239 17H237V18H239V19H237L236 17H232V18H236L237 19V21H236V19H231L230 17H231V14H232V12L233 13H235V14H238V13H240L238 10H241V8L243 9L244 7H241L240 9H238L239 7H240V5H241V3L242 2H244V3H247ZM251 1V0H250ZM259 1V0H258ZM257 1V2H258ZM264 1V0H263ZM21 2V1H20ZM93 2V3H92ZM156 2V1H155ZM155 2H153V3H155ZM158 2H159V0H158ZM158 2H157V7H156V9H155V7H153L152 6V10H151V12L153 11L155 14L157 13V12H159L160 11V8H161V11L159 12L160 13V15H159V13H157L156 15H155V18H158V19H160V20H158L159 22V24L158 25H155L154 24V17H151L152 19H153V21H152V23L151 24H153V25H155V26H150L151 28L150 29H152L151 30V32L155 35V31L157 32V33H160V34H156V37H158V36H160V38H161V34H165V31L168 29V27H167V29H166V26H168V25H166L165 23H166V21H168L167 23H171L172 22V24H169V27L171 26V25H173V23H174V21H173V19H172V21H170L169 22V18H170V15H173V13L172 14H170L169 15V13L170 12H168L169 11V8H168V10H167V7L166 6H168V7H170L169 5H166V4H164V5H166V6H164L163 5V3L164 2H162V5H161V3L160 4H158ZM176 2V1H175ZM255 2H256V0H255ZM32 3V2H31ZM138 3V2H137ZM137 3H136V5H137ZM142 3H144V2H142ZM166 3H167V1H166ZM244 3H242V5L241 6H248V5H246V4H244ZM248 3H249V1H248ZM259 3H261V0H260V2ZM258 3V4H259ZM262 3H264V2H262ZM37 4H38V6H37ZM156 4V3H155ZM169 4V3H168ZM181 4V3H180ZM250 4V3H249ZM126 7H125V6ZM141 5V4H140ZM148 5V4H147ZM146 5V6H147ZM152 5V4H151ZM150 5V6H151ZM162 6V7H160V6ZM175 5V4H174ZM259 5H261V4H259ZM259 5H257V6H255V7H258ZM32 6H33V10H30V9H32ZM138 6V5H137ZM150 6H148V8L150 9ZM173 6V5H172ZM237 6H239L237 9L238 10H236L235 8L237 7ZM261 6H263V5H261ZM1 7H0V9H1ZM21 7V8H20ZM127 7H128V9H127ZM132 7H134V5H132ZM139 7H141V6H139ZM181 7V6H180ZM260 7V6H259ZM125 8V9H124ZM136 8V7H135ZM148 8H147V10H148ZM157 8H159V11H158V9ZM178 8V7H177ZM202 8V9H201ZM261 8V7H260ZM259 8V9H260ZM144 9H146V8H144ZM157 10V12H155V10ZM186 9V10H185ZM247 9V8H246ZM256 9V8H255ZM259 9H258V11H259ZM6 10H3V9H1V11H3V13H6V12H4V11H6ZM13 10V9H12ZM12 10H11V12H12ZM29 10V12L27 13V11ZM123 10H124V12L126 13H124L123 12ZM126 10V11H125ZM128 10V11H127ZM175 10H176V8H175ZM182 10V9H181ZM234 10H236V11H234ZM257 10V9H256ZM14 11L12 12L13 14H14ZM171 11V10H170ZM187 11V12H186ZM243 10H241V12H242ZM260 11H262V8L260 9ZM11 12H10V14H11ZM25 12H26V14L29 16V13H30V16H32V14H33V19L30 21V19H31V17H27L26 15H25ZM57 12V13H56ZM145 11H143V13H144ZM147 12L148 11H146L145 13V15H147ZM184 12V13H183ZM254 12H255V10H254ZM263 12V11H262ZM262 12H259V14H261ZM1 13V12H0ZM3 13H1V14H3ZM21 13H22V11H21ZM47 13V12H46ZM125 15H124V14ZM137 13V12H136ZM135 13V14H136ZM149 13H150V11H149ZM256 13V12H255ZM0 14V30H2L3 29V27H2V29H1V25L3 24V25H5L4 23H10L9 25L13 28V30H11V31H16V29L17 30H19V31H17V32H20V30L26 25L24 22V24L25 25H23V24H21L20 23V21L19 20H22L23 21V19L22 18H20L21 17V15H20V17L19 18H17L16 16H18V15H13V14H11V15H9L8 13H6L7 15H9V17H5L4 15L2 16ZM5 14V15H6ZM20 14V13H19ZM64 14V15H63ZM123 14V15H122ZM153 14V13H152ZM242 14V13H241ZM241 14L239 15L240 17H241ZM48 15H51V13L50 14H48ZM133 15V14H132ZM137 15V14H136ZM140 15V14H139ZM154 15V14H153ZM152 15V16H153ZM243 15V14H242ZM42 16H45V17H42ZM128 16V15H127ZM141 16V15H140ZM167 16L169 17L167 20H166V18H167ZM176 16H177V14H176ZM184 16V17H183ZM236 16H238V15H236ZM256 16H258V17H260V18H257ZM256 16H255V18H257V19H255V20H257L256 21V23L255 24H259L260 25V23L258 22V19H260L259 21L261 22V19H263V17H264V13H262V15L261 16H263V17H261V16H259L257 13H256ZM12 17V18H11ZM49 17H52V15L51 16H49ZM132 17V16H131ZM139 17V16H138ZM145 17V16H144ZM172 17V16H171ZM243 17V16H242ZM241 17V18H242ZM6 18H8V20L6 19ZM30 18V19H29ZM133 18V17H132ZM148 18V17H147ZM146 18V19H147ZM150 18V17H149ZM231 20H230V19ZM252 18H254V16L252 17ZM55 19H54V21H55ZM134 19H135V17H134ZM171 19V18H170ZM177 19L175 18V20L177 21ZM28 20L26 19V20H24L25 22H28ZM140 20V19H139ZM144 20V19H143ZM156 20V19H155ZM166 20V21H165ZM255 20H253L254 22H255ZM2 21H4V23L2 22ZM21 21V22H22ZM129 21H130V19H129ZM137 21H138V19H137ZM142 21V20H141ZM149 21V20H148ZM176 21H175V23H176ZM241 21V20H240ZM51 22H53V23H51ZM228 22H230V23H228ZM263 22H264V20H263ZM263 22H261V24L263 23ZM30 23H27V24H29L30 25ZM39 23H41V24H39ZM56 23V24H55ZM131 23V22H130ZM156 23V22H155ZM184 23V22H183ZM234 23V22H233ZM146 24H149V23H146ZM254 23H252V25H253ZM8 24L5 26V30H2V31H5L6 32V30H10V28H8L7 26H9ZM21 25H23L22 27H21ZM117 25H120V23L118 24L117 23ZM116 25V26H117ZM136 25H139V24H135V26ZM143 25V24H142ZM232 25L233 24H231V27H232ZM40 26H42V27H40ZM125 26V25H124ZM126 26H127V24H126ZM131 26H132V24H131ZM140 26V25H139ZM138 26V27H139ZM144 26V25H143ZM146 26V25H145ZM173 26H175V24L173 25ZM172 26V27H173ZM202 26V28H200ZM237 26V25H236ZM240 26V25H239ZM250 26V25H249ZM255 26V25H254ZM254 26L252 27V29L254 28ZM6 27H7V29H6ZM34 27V28H33ZM40 27V28H39ZM114 27H115V29H114ZM118 27V26H117ZM120 27H121V25H120ZM128 27V26H127ZM220 27V28H219ZM228 27V28H227ZM28 28V27H27ZM62 28H65L66 29V31H65V29H62ZM119 28V27H118ZM156 28V29H155ZM205 28V30H204V32L206 31V29H207V31L208 30H210V32H205V33H203L202 34V32H200V31H198V29L200 30V29H204ZM218 28V29H217ZM227 28V29H226ZM257 28V27H256ZM33 29V30H32ZM143 29V28H142ZM145 29V28H144ZM174 29V28H173ZM213 29H215V32L217 31V30H219L220 32L218 33V31L216 32V33H218V34H220V33H222L223 34V32L225 31L226 32V30H228L225 34L227 35H225L224 34V36H225V38H221L222 37V34H220L219 36H221V37H219L218 35H214V31H213ZM226 29V30H225ZM231 29V28H230ZM249 29H251V28H249ZM63 30V31H62ZM120 30V29H119ZM235 30V29H234ZM237 30V29H236ZM10 31V32H11ZM65 31V32H64ZM141 31V30H140ZM147 31H149L150 32V30H148V28H147ZM164 31V32H163ZM173 31V30H172ZM196 31H198V32H200L199 34H197L198 32H196ZM214 33H213V32ZM223 31V32H222ZM232 31H233V27H232ZM232 31H230V33H229V36H230V34H233L234 35V33H236V32H234V33H232ZM1 32V31H0ZM5 32H4V34H5ZM20 32V33H21ZM150 32V33H151ZM163 32V33H162ZM167 32H168V30H167ZM169 32H170V29H169ZM247 32H248V30H247ZM8 33V32H7ZM12 33V32H11ZM115 33V34H114ZM126 33V32H125ZM150 33H149V35H150ZM194 33H195V35H194ZM214 35V36H212V34ZM246 33V32H245ZM3 33H1L0 35H2ZM3 34V35H4ZM10 34V33H9ZM22 34V33H21ZM142 34H143V32H142ZM164 34L162 35V36H164ZM174 34V33H173ZM173 34H172V36L171 37H173ZM191 34H192V36H191ZM249 34V33H248ZM252 34V33H251ZM79 35H81L82 37H81V41H84V42H86L87 40H85V38L87 37V38H89L88 40L89 41H87V44L90 42V44L88 45V46H85L83 43H82V46H80V42L78 41L77 42V39H79L80 40V37L79 38H77V39H73V38H76V37H78ZM148 35V36H149ZM158 35V36H157ZM168 35H169V33H168ZM179 35V34H178ZM194 35V36H193ZM199 35H201L200 37H198ZM16 36V35H15ZM19 36H17V38L19 37ZM29 36V37H28ZM73 36H75V37H73ZM85 38H84V37ZM140 36H143V35H140ZM153 36V35H152ZM170 36V35H169ZM202 36V37H203ZM228 36V37H229ZM232 36V35H231ZM230 36V37H231ZM251 36H253V35H251ZM11 37H12V35H11ZM10 37V38H11ZM138 37V36H137ZM136 37V38H137ZM155 37V38H156ZM176 38H177V36H175ZM179 37H181V40H183L182 39V36L181 35H179ZM200 38V39H202V40H204V42H203V44L206 46L207 45V43L208 42H213L212 40H209V41H205V39H207L206 37H208V36H206L205 35V38L203 37V38ZM234 37V36H233ZM236 37V36H235ZM254 37V36H253ZM6 38V37H5ZM8 38V37H7ZM120 38V37H119ZM122 38V39H123ZM144 38V37H143ZM143 38H142V40H143ZM146 38H147V36H146ZM145 38V39H146ZM165 38V37H164ZM168 38V37H167ZM190 38V39H191ZM220 38V39H219ZM251 38V37H250ZM262 38V37H261ZM2 39V38H1ZM0 39V40H1ZM9 39V38H8ZM14 39V38H13ZM15 39H16V37H15ZM121 39V38H120ZM158 38H156V40H157ZM172 39V38H171ZM170 39V40H171ZM175 38H173V40H174ZM179 39V38H178ZM189 39V40H190ZM216 39V40H217ZM233 40H235L234 38H232ZM254 39V38H253ZM131 40H133L134 41V43H133V41H131ZM141 40V39H140ZM159 41H160V39H158ZM202 40L200 41V40H198V42L200 41V43L202 42ZM252 40V39H251ZM3 41V40H2ZM13 41H15V40H13ZM76 41V42H75ZM146 41V40H145ZM172 41V40H171ZM175 41H177L178 42V40H175ZM184 41V40H183ZM186 41H188V39H186ZM197 41V40H196ZM228 42H226L225 41V43H227L226 45H228V44H230L229 43V41L230 40H227ZM254 41V40H253ZM143 43H144V41H142ZM141 42V43H142ZM160 42H162V41H160ZM174 41H172V43H173ZM176 42V43H177ZM258 42V41H257ZM260 42V41H259ZM258 42V44H260ZM78 43H80L79 45H78ZM145 43H147V42H145ZM157 43V42H156ZM159 43V42H158ZM165 43L168 45L169 44V40H167V41H165ZM165 43H163V44H165ZM175 43V42H174ZM181 43V42H180ZM189 43V42H188ZM254 44H256L257 45V43H255V42H253ZM252 43V44H253ZM264 43V42H263ZM12 44V43H11ZM10 44V45H11ZM14 44V43H13ZM86 44V45H87ZM119 44V45H118ZM126 44H127V46H126ZM149 44V43H148ZM147 44V46H149ZM171 44V43H170ZM170 44H169V46H170ZM181 44H183V43H181ZM196 44V43H195ZM203 44H201L202 46H203ZM209 44V43H208ZM211 44V43H210ZM235 44H236V42H235ZM247 44V43H246ZM249 44H251V43H249ZM252 44H251V46H242V47H239V50L241 49V52L240 53H242V54H245L244 52H242L243 50H245V51H247L246 49H248V54H247V56H246V58H247V60H248V63H245V62H243V60H242V62H243V65H240L239 64V68H241V67H243L244 66V64H246V66H244L245 68V70H248V72H246V73H244L245 72V70L244 69H242V70H244V72H242L243 73V75L244 74H247L246 76V78H244L243 79V77H245V76H243L242 75V77H241V79H243V82L246 80V82H244L243 84L240 82V84H242L241 86H239V84H237V87H241L242 89H243V92H242V89L240 90V92H242V94L241 93H238L236 90H239V88L238 89H236V88H234L233 89V87H234V85H236V83H235V79H236V82L237 83H239L238 81H237V78H231V79H229L231 76H235V72H238V70L237 71H235L234 73H233V71L231 72V71H229V70H227V69H229L230 67H228L227 66V64L228 63H226L225 64V66H227V67H225L224 66V68L222 67L223 65H224V60L223 59H220V57H219V59H218V61H217V63H222V66L220 65V64H217L216 62H215V68H219V66L218 65H220L221 67V69L222 70H220V72H221V74L219 73V76H218V74H216V72H215V75H213V77L214 76H218L219 78V80H216V82H215V79L213 78V80H211V81H214L215 83H216V85H212V83L213 82H211L210 83V85L209 86H207L206 84L208 83V82H205L206 84V87H205V89H204V85H202V88H203V90L205 91H201V92H204V93H206V90H207V94H208V90L212 93V91H213V93H214V91H216L217 92V90L219 91L220 90V92H222L223 90L222 89H224V91H225V93H226V91H228V88L225 86V85H231L232 84V87H230V86H228L231 90L233 89V90H235L234 91V93H232L234 96H232V94L229 92L228 93V95L230 94V96H228V97H237L239 94H241V96L243 97V95L245 96V94H246V96H247V93H248V96L250 97V95H251V97H253V95H255V94H259V93H264V44H263V46H261V45H257V46H255L254 44H253V46H252ZM262 44V43H261ZM15 45V44H14ZM83 45H84V47H83ZM129 45H131L132 47H130ZM155 44H154V42H153V46H154ZM157 45V44H156ZM178 45V44H177ZM177 45H176V47H177ZM198 44H196V46H197ZM200 45V46H201ZM225 45V46H226ZM5 46H7L8 47V45H5ZM13 45H11V46H9V49H10V47H12ZM142 46V45H141ZM140 47L141 49L142 48H149V47ZM195 46V45H194ZM210 46V45H209ZM230 46H232L233 47V49H235V45L233 46V43L230 45ZM240 46V45H239ZM255 46V48H253ZM15 48H16V46H14ZM161 47V46H160ZM168 47V46H167ZM187 47V46H186ZM227 47V46H226ZM228 47H229V45H228ZM247 47V48H246ZM249 47H252L253 49H249ZM5 49H6V47H4ZM13 48V47H12ZM11 48V50L13 51V49ZM25 48V49H26ZM127 48H131L130 49V51L128 52V49ZM137 48H139V47H137ZM136 48V49H137ZM154 48H156L157 50H154L153 48L151 49V50H154V51H158L159 49V47H154ZM174 48V47H173ZM195 48V47H194ZM242 48H244L243 50H242ZM1 49V48H0ZM8 49V48H7ZM4 50L3 52L5 53V51H8V50ZM36 49L38 50V51H41V52H44V53H47V54H44L45 55V58L43 57V54L41 53H38V51H37V55L38 54H40L41 56H42V60H41V57L39 56V58H38V56L37 55H34L35 53H33V52H35L36 51ZM117 49V50H116ZM127 49V50H126ZM140 49V50H141ZM162 49V48H161ZM176 49V48H175ZM174 49V50H175ZM203 49V48H202ZM238 49V48H237ZM22 50H24V49H22ZM139 50V51H140ZM143 50V52H145V51H147V49L146 50H144V49H142ZM169 50V49H168ZM178 49H176V51H177ZM195 50H197L196 48H195ZM231 50V49H230ZM26 51H28V49H26ZM115 51V52H114ZM118 51V53H116ZM135 51H137V53H139L138 52V49L137 50H135ZM135 51H134V53H135ZM161 51V53H162V50H160ZM164 51V50H163ZM170 51V50H169ZM168 51V52H169ZM175 51V52H176ZM9 52H10V50H9ZM29 52V51H28ZM125 52L126 53H130V54H125ZM142 52V51H141ZM140 52V53H141ZM153 52V51H152ZM166 53L165 51H164V53L166 54V57L164 56H162V55H164L163 53H162V55H160L159 54V51L157 52L159 55V57L161 56V57H163L162 58V61L161 62H163L164 61V63L165 64H161L162 66H168L169 65V67L172 65V66H176L175 64H177V66H179V64H180V62H181V59H180V62L178 63V61H179V59L177 58L178 56L177 55H179V54H181L180 52H179V54H177V53H173V55H174V57L173 56H171L169 53ZM208 52V51H207ZM229 52V51H228ZM26 53V52H25ZM114 53H116L117 55H113ZM139 53V54H140ZM190 53H192L191 51H190ZM2 52H1V57H2ZM124 54V55H123ZM152 54V53H151ZM177 54V55H176ZM194 54V53H193ZM241 54V58H243L244 57V55H242ZM6 54H4V56H5ZM120 55H122V56H120ZM142 55H143V53H142ZM169 55H170V59H168L169 58ZM176 55V56H175ZM220 55V54H219ZM36 56H37V58H36ZM113 56H115L114 58H117V60H115L114 58H113ZM127 56V57H128ZM151 56V55H150ZM168 56V57H167ZM212 56V55H211ZM215 56V55H214ZM132 57V56H131ZM135 57V56H134ZM34 58H35V60H34ZM150 58V57H149ZM154 58V57H153ZM168 60H167V59ZM173 58H175L176 59V61H177V63H175V61L173 60ZM181 58H182V56H181ZM184 58V57H183ZM245 58V57H244ZM243 58V59H244ZM245 58V59H246ZM3 59H4V57H3ZM45 59V60H46ZM126 60H127V58H125ZM130 59V58H129ZM161 59V58H160ZM186 59V58H185ZM215 59V58H214ZM244 59V61H246ZM0 60H2L1 58H0ZM45 60H43V61H45ZM133 60H135L136 61V58L134 59L133 58ZM149 60H152V59H149ZM165 60L168 62V63H170L169 62V60L171 61V62H173L171 65L170 64H168L167 65V62H165ZM223 60V61H222ZM132 63H134L132 60H130ZM129 61V62H130ZM216 61V60H215ZM220 61V62H219ZM239 61V60H238ZM127 64H128V61H125ZM155 62V61H154ZM157 62V64H160V63H158V61H156ZM226 62V61H225ZM240 62V61H239ZM238 62V63H239ZM247 62V61H246ZM39 63V62H38ZM45 63V62H44ZM107 63H109V62H107ZM119 63H121V61H119ZM150 63V62H149ZM153 63V62H152ZM184 63H185V61H184ZM187 64H188V62H186ZM193 63V62H192ZM36 64H33V65H36ZM39 64H41V62L39 63ZM101 64H98L99 66L101 65ZM127 64H125L124 63V61H123V64H122V66H120L121 64H119V66L120 67H123L122 68V70L119 68L118 69V71H116L115 70V68H114V66L112 67L111 66V68L112 69H114L116 72H114V75H120V74H122L121 73V71H123V69H124V66L126 65L127 66ZM131 64V63H130ZM135 64V63H134ZM134 64H133V66H134ZM137 64V63H136ZM183 64V63H182ZM214 64V63H213ZM237 64V63H236ZM242 64V63H241ZM248 64V65H247ZM30 65L32 66V64L30 63ZM38 65V64H37ZM97 65V67H99ZM116 65V64H115ZM124 65V66H123ZM138 65V64H137ZM186 65V64H185ZM212 65V64H211ZM229 65V64H228ZM232 65V64H231ZM109 65H107L106 67H108ZM118 66V65H117ZM147 66V65H146ZM161 66V67H162ZM176 66V67H177ZM217 66V67H216ZM230 66V65H229ZM234 66H236V65H234ZM241 66V67H240ZM95 67V66H94ZM93 67V68H94ZM103 67V66H102ZM105 67V66H104ZM110 67V66H109ZM116 67V66H115ZM132 67V66H131ZM130 67V68H131ZM148 67V66H147ZM166 67H162V72H164V70H166ZM174 67H170V68H167V69H169V71L168 72H170V71H172V70H170V69H174ZM248 69H247V68ZM34 68V67H33ZM38 68H35V69H37L38 70ZM100 68H101V66H100ZM126 68H128V67H125V69ZM151 68V67H150ZM157 68V67H156ZM184 68V67H183ZM192 68H195L194 66H192L191 67V69ZM219 68V69H220ZM85 69H83V70H85ZM88 69H89V67H88ZM91 69V68H90ZM95 69V68H94ZM97 69V68H96ZM95 69V70H96ZM108 69H110V68H108ZM117 69V68H116ZM129 69V68H128ZM131 69H133L134 70V68H131ZM142 69V68H141ZM148 69V68H147ZM187 69H189L190 70V68H187ZM197 69V68H196ZM159 70V69H158ZM176 70V68L174 69V71ZM193 70H195V69H193ZM226 70H227V73H226ZM239 70H241V69H239ZM241 70V71H242ZM93 71V70H92ZM92 71H88L87 70V72H92ZM110 71H113V70H110ZM150 71V70H149ZM174 71H173V73H174ZM184 71V70H183ZM228 71L231 73L230 75V77L228 76ZM240 71V72H241ZM81 72V71H80ZM83 72V71H82ZM94 72V71H93ZM97 72V71H96ZM126 72H128V71H126ZM131 72H133V71H131ZM159 72V71H158ZM161 72V73H162ZM166 72H167V70H166ZM176 72H178V71H176ZM47 74L49 73V72H46ZM45 73V74H46ZM58 73H55V74H57L56 76H60V74H58ZM84 73H85V71H84ZM95 73V72H94ZM111 73V72H110ZM109 73V74H110ZM116 73H119V74H116ZM135 73V72H134ZM157 73V72H156ZM172 73V74H173ZM183 73V72H182ZM190 73H192V72H190ZM233 73V74H232ZM50 74V73H49ZM48 74V75H49ZM54 74V75H55ZM77 74H78V76H77ZM99 74V73H98ZM112 74V73H111ZM148 74V73H147ZM163 74V73H162ZM168 74V73H167ZM166 74V75H167ZM197 74H198V72H197ZM237 74V73H236ZM239 74V73H238ZM237 74V75H238ZM92 75V74H91ZM90 75V76H91ZM94 75V74H93ZM122 75H124V73L122 74ZM126 75V74H125ZM131 75V74H130ZM129 75V76H130ZM169 75V74H168ZM176 75V74H175ZM189 75V74H188ZM47 76V75H46ZM50 76V75H49ZM48 76V77H49ZM56 76H54V77H56ZM63 76H65V75H63ZM69 76V77H70ZM98 76V75H97ZM105 76H107V75H105ZM108 76H110V75H108ZM128 76V75H127ZM132 76V75H131ZM152 76V75H151ZM160 76V75H159ZM45 77V76H44ZM47 77V78H48ZM52 77V76H51ZM69 77H68V80H69ZM75 77L73 78L74 80H75ZM96 77V76H95ZM103 77V76H102ZM145 77V76H144ZM236 77V76H235ZM61 78H63V77H61ZM65 79H66V77H64ZM63 78V79H64ZM70 78V79H71ZM76 78V80H78ZM89 78V77H88ZM91 79H93L94 78V76H92V77H90ZM97 78V77H96ZM95 78V80L94 81H89L90 82V84H88L89 82H87V83H85V81L87 80L86 78V80L83 82L82 80H80V81H82L81 82V84L79 85V84H76L74 81H73V86H74V83L76 84L74 87L79 91V92H84L85 91V88H87V84L88 85H90V86H92L93 87V85L95 86V84H97L98 82H95L96 80H98V79H96ZM107 78V77H106ZM111 78V77H110ZM110 78H109V80H110ZM114 78V77H113ZM112 78V81L114 80V81H116L115 80V78L113 79ZM117 78V77H116ZM121 79V77H118L117 78V83L118 82H120V81H118V79ZM191 78H193V76L191 77ZM189 79L191 82H192V85L190 86V87H187V85H185V87L187 88V93H189V91H190V93H189V95L187 96V97H189V98H191V97H193V100H191L190 99V101L191 102H189V103H191V105H192V103H194V102H192V101H194V98L197 96V95H195L196 94V92H197V90H199V88L198 87H200L201 88V85H199V84H197V85H199V86H197L196 85V82L194 83L193 81L194 80H196V79H194L193 81H192V79ZM216 78V77H215ZM20 79V78H19ZM18 78L17 79H13V81H12V79L11 80H9L10 81V84H11V82H12V88H13V90H14V92H15V90L16 91H18L17 90V85L16 84H19L20 83V85H21V81L19 80ZM23 79V78H22ZM51 79V78H50ZM54 79V78H53ZM56 79V78H55ZM60 79V78H59ZM100 79H102V78H100ZM139 79V78H138ZM142 79V78H141ZM146 79V78H145ZM184 79V78H183ZM187 79V78H186ZM217 79V78H216ZM226 79V80H225ZM233 79V80H232ZM17 80H18V82L19 83H17ZM62 80V79H61ZM67 80V79H66ZM84 80V79H83ZM106 80V79H105ZM160 80V79H159ZM189 80L188 81H186V84H188V82H189ZM238 80H240L239 78H238ZM63 81V80H62ZM131 81V80H130ZM161 81H163V80H161ZM199 81V80H198ZM198 81H197V83H198ZM204 81H206V80H204ZM204 81H200V82H202L203 84H204ZM210 81V80H209ZM227 81H232V82H234V83H226ZM72 82V80L70 81V83ZM79 82V81H78ZM100 82V81H99ZM107 82L109 83V81L107 80ZM122 82V81H121ZM173 82V81H172ZM191 82H189V83H191ZM44 83V82H43ZM58 83V82H57ZM63 83V82H62ZM69 83V82H68ZM101 83V82H100ZM114 83V82H113ZM122 83H124V82H122ZM177 83V82H176ZM179 83H181V82H179ZM178 83V84H179ZM183 83V82H182ZM182 83H181V85H182ZM185 83V82H184ZM111 84V83H110ZM133 84V83H132ZM153 84V83H152ZM177 84V85H178ZM201 84V83H200ZM209 84V83H208ZM234 84V85H233ZM44 85H46V84H44ZM72 85H71V87H72ZM99 85V84H98ZM101 85V84H100ZM106 85V84H105ZM120 85H122V84H120ZM126 85V84H125ZM136 85V84H135ZM180 85V84H179ZM184 85V84H183ZM90 86H88V88H87V90L89 89V87ZM102 86V85H101ZM116 86V85H115ZM123 86V85H122ZM152 86V85H151ZM10 87V88H11ZM97 87V86H96ZM120 87V86H119ZM126 87V86H125ZM175 87H176V85H175ZM224 87H226V88H224ZM46 88V87H45ZM91 88V87H90ZM182 87H178V89L177 90H179L180 92L183 90V89H181ZM188 88H190V90L188 89ZM198 88V89H197ZM201 88V89H202ZM207 88V89H206ZM21 89V88H20ZM19 89V90H20ZM92 89V88H91ZM108 89V88H107ZM111 89V88H110ZM46 90H47V88H46ZM74 90V89H73ZM77 90H75V91H77ZM85 91V93L86 92H88V91ZM95 90V89H94ZM93 90V91H94ZM97 90V89H96ZM158 90V89H157ZM185 90L183 91V92H185ZM189 90V91H188ZM93 91H90V93L91 92H93ZM117 91V90H116ZM123 91V90H122ZM12 92V91H11ZM10 92V93H11ZM19 92V91H18ZM18 92H15L16 94H14L13 95V92L11 93V95H10V97H13L14 98V96L15 95H17V93ZM115 92V91H114ZM126 93V91L124 90L123 91V93ZM130 92H132V91H130ZM136 92V91H135ZM149 92V91H148ZM175 92H176V90H175ZM179 92V93H180ZM182 92V93H183ZM215 92V94H213V102L214 101H216L217 100V98H218V96H219V94H218V92L216 93ZM244 92H245V94H244ZM10 93H8V94H10ZM63 93V92H62ZM74 93V92H73ZM84 93V94H85ZM128 93V92H127ZM126 93V94H127ZM155 93V92H154ZM166 93V92H165ZM197 93H199V92H197ZM204 93H202V94H204ZM235 93H238V94H235ZM250 93V94H249ZM262 93V95L264 96V94ZM20 94V93H19ZM82 94V93H81ZM122 93H120V95H121ZM126 94H124V99H126V97L129 95H131L130 93L128 94V95H126ZM139 94H141V93H139ZM159 94V93H158ZM176 94H178V91H177V93ZM185 94V93H184ZM200 94V93H199ZM207 94H205V96H206V98L209 100L210 98H209V96H211V95H209V96H207ZM224 94V93H223ZM222 93H221V97L223 98V96H224V99H226L227 98V96H226V98H225V95H223ZM227 94V93H226ZM7 95V94H6ZM6 95H3L4 96V98H5V96ZM44 95H46L45 93H44ZM43 95V96H44ZM77 95H78V93H77ZM87 95V94H86ZM119 95V94H118ZM123 95V94H122ZM121 95V96H122ZM135 95V94H134ZM144 95V94H143ZM180 95H183V94H180ZM190 95H191V97H190ZM214 95H216V96H214ZM236 95V96H235ZM0 96H2V95H0ZM21 96V95H20ZM20 96H19V100L21 99L20 98ZM41 96V95H40ZM62 96V95H61ZM126 96V97H125ZM184 97H185V95H183ZM195 96V97H194ZM219 96V98H221ZM248 96H247V98H248ZM257 96V95H256ZM258 96H260V95H258ZM9 96H6V99L8 98ZM9 97V98H10ZM17 97V96H16ZM79 97H81V96H79ZM85 97V96H84ZM116 97V96H115ZM149 97V96H148ZM178 97V96H177ZM181 97V96H180ZM212 97H211V99H212ZM215 97H217V98H215ZM262 97V96H261ZM3 98V97H2ZM4 98H3V100H1V103H0V105H3V114H4V117L5 118H7V116H8V118H11V119H14V120H12V121H15V120H17V119H19V118H16V117H20V119H28L26 116L27 115H29V114H27L26 115V112L28 113V111L26 110V109H24L25 108V106L23 107V105L26 103H23L22 102V107H21V109L23 110H21L20 109V105H21V102H20V104H18L19 102H17V100L16 99H14V100H16L15 101V103H16V107H18L17 105H19V107H18V109L19 110H21L22 112H25V114L24 113H22L21 111H19L18 109H16V107L14 106L13 108H10V107H12L13 105H12V98H11V101H10V99L8 98V100H4ZM23 98V97H22ZM45 98V97H44ZM47 98V97H46ZM76 98V97H75ZM100 98V97H99ZM106 98V97H105ZM119 98H121L120 96H119ZM169 98V97H168ZM175 98V97H174ZM173 98V99H174ZM183 98V97H182ZM186 98V97H185ZM184 98V99H185ZM189 98H188V100H189ZM205 98V99H206ZM218 98V99H219ZM221 98V99H222ZM247 98L245 97V98H243L244 99V101L245 100H247ZM0 99H1V97H0ZM130 99V98H129ZM139 99H141V98H139ZM144 99H145V97H144ZM151 99V98H150ZM149 98L147 99L148 100V102L151 104V108H150V106L148 107V106H145V105H143L144 103L142 102L141 103V106L139 105V103L137 104V103H135V106L133 105L134 103H133V100H131L132 102L131 103H133L132 105H133V107H136L135 109H136V111H138L137 110V106L136 105H138L139 107H140V111H141V107H144L145 108V110H147L148 111V109L151 111V110H153V103L154 102H150V101H152V100H150ZM159 99V98H158ZM181 99V98H180ZM198 99V98H197ZM197 99L195 98V100L197 101ZM200 99H201V97H200ZM211 99L209 100V101H211ZM215 99V100H214ZM219 99V101L218 102H222V100H224V99ZM231 99V101L229 102V104L230 103H232L233 102V100H235V98L232 100V98H227V100L226 101H228V100H230ZM249 99V98H248ZM251 99V98H250ZM261 99V101H262V98H260ZM264 99V98H263ZM13 100V101H14ZM86 100V99H85ZM116 100V99H115ZM137 100V99H136ZM147 100H146V103L147 104H149L148 102H147ZM150 100V101H149ZM157 100V99H156ZM186 100H187V98H186ZM187 100V101H188ZM221 100V101H220ZM239 100V99H238ZM9 101L11 102V104H9ZM21 101V100H20ZM38 101H39V99H38ZM73 101V100H72ZM81 101H82V99H81ZM123 101L124 100H122V103H123ZM153 101H155V99L153 98ZM160 101V100H159ZM178 101V100H177ZM180 101V100H179ZM203 101H204V97H203ZM207 101V100H206ZM205 101V102H206ZM225 101V102H226ZM242 101V100H241ZM240 101V102H241ZM249 101V100H248ZM254 101H256L257 102V100L255 99ZM61 102V101H60ZM98 102V101H97ZM112 102V101H111ZM119 102V101H118ZM129 102V106L128 107H130L131 106V104H130V101H128ZM127 102V103H128ZM157 102V101H156ZM166 102H168V101H166ZM170 102V101H169ZM182 102V99H181V101H180V103ZM184 102H186L185 100H184ZM212 101L211 102H209V103H212L213 105L212 106H209L210 104L208 103V107L209 108H211V107H214V104H215V102L213 103ZM224 102V101H223ZM222 102V103H223ZM250 102V101H249ZM248 102V103H249ZM263 102V101H262ZM15 103L13 102V104L15 105ZM66 103V102H65ZM89 103V102H88ZM109 103V102H108ZM127 103H126V105H127ZM161 103V102H160ZM160 103H157L158 104V107H160L161 105H159ZM178 103V102H177ZM176 103V104H177ZM187 103V102H186ZM198 103V102H197ZM206 103V104H207ZM234 103H235V101L233 102V105H234ZM241 103H243V102H241ZM49 104V103H48ZM118 104V103H117ZM120 104L121 103H119V105H118V107L120 106ZM165 104V103H164ZM172 104H174L173 102H172ZM188 104V103H187ZM205 103H203V105H204ZM225 104V103H224ZM253 104V103H252ZM259 104V103H258ZM257 104V105H258ZM9 105H11V106H9ZM44 105H46V104H44ZM103 105V104H102ZM114 105V104H113ZM124 105V104H123ZM155 105H156V103H155ZM188 105H190V104H188ZM196 105V104H195ZM216 105H217V103H216ZM215 105V107H217ZM223 105V104H222ZM221 105V106H222ZM227 105V104H226ZM243 105H244V103H243ZM242 104H241V106H243ZM253 105H255V104H253ZM27 106L28 107H30L28 104H27ZM32 106V105H31ZM43 106V105H42ZM101 106V105H100ZM157 106V105H156ZM156 106H154V109H156ZM166 106V105H165ZM179 106V105H178ZM206 105H205V108L207 107ZM238 106V105H237ZM236 106V107H237ZM240 106V107H241ZM252 106V105H251ZM2 107V106H1ZM0 107V109H2ZM4 107H5V113H4ZM11 109V111L12 112H10V109ZM76 107V106H75ZM106 107V106H105ZM117 107V108H118ZM121 107H124V106H121ZM127 107V106H126ZM126 107H124V108H126ZM132 107V108H133ZM146 107H148V109L146 108ZM177 107V106H176ZM186 107V106H185ZM188 107V106H187ZM215 107L213 108V109H215ZM224 107V106H223ZM235 107V106H234ZM9 109V111H8V109ZM14 108L16 109V111L18 110L19 112H21L22 113V115H21V113H19L18 114V112H17V114H16V112H14L13 110H14ZM100 108V107H99ZM113 108V107H112ZM144 108H143V110H142V112L143 113H146L147 115H150V114H148L149 113V111L147 112H145V110H144ZM184 108V107H183ZM204 108V107H203ZM204 108V109H205ZM209 108H208V110H209ZM237 108H239V107H237ZM236 108V109H237ZM251 108V107H250ZM250 108H249V110H250ZM29 109V108H28ZM78 109V108H77ZM120 107H119V111H120ZM134 109V110H135ZM159 109V108H158ZM212 109V110H213ZM217 110L218 109H220L219 107L218 108H216ZM215 109V110H216ZM224 109H225V107H224ZM99 110V109H98ZM104 110V109H103ZM108 110V109H107ZM116 110V109H115ZM124 110V109H123ZM122 109H121V112L123 111ZM127 110V109H126ZM182 110V109H181ZM184 110V109H183ZM203 110V109H202ZM205 110H207V109H205ZM204 110V111H205ZM212 110H211V114L212 113H214L215 112V110H213L214 112H212ZM226 110V109H225ZM241 110V109H240ZM7 111H8V113H7ZM34 111V110H33ZM66 111V110H65ZM118 111V110H117ZM125 111V110H124ZM135 111V112H136ZM139 111V112H140ZM155 112H156V110H154ZM153 111V112H154ZM160 111V110H159ZM172 111H173V109H172ZM172 111H170V113L172 112ZM175 111V110H174ZM219 111H221V110H219ZM223 111V110H222ZM31 112V110L29 111V113ZM38 112V111H37ZM55 112V111H54ZM151 112L152 113V116L150 115V118H149V116H146V115H144L143 114V116L146 118V117H148V118H146V120L144 121L145 123L147 122V123H149V124H145V125H147V127L145 126V125H141V133H142V129H143V127L142 126H145L147 129H150L149 128V126H150V124H152L150 121L152 120H154L152 117H154V116H156L158 113H160V112ZM164 112H165V110H164ZM167 112V111H166ZM182 112V111H181ZM208 112V111H207ZM253 112V111H252ZM257 112V111H256ZM259 112H260V110H259ZM258 112V113H259ZM7 113V115H5ZM31 113H34V112H31ZM30 113V114H31ZM105 113V112H104ZM106 113H107V111H106ZM117 113V112H116ZM115 113V114H116ZM130 113V112H129ZM161 113H163V112H161ZM169 113V114H170ZM177 114H178V112H176ZM175 113V114H176ZM210 113V112H209ZM261 113V112H260ZM259 113V114H260ZM0 114H2V111H1V113ZM2 114V115H3ZM24 114V115H23ZM37 114V113H36ZM51 114V113H50ZM57 114V113H56ZM83 114V113H82ZM100 114V113H99ZM114 114V115H115ZM125 114H127L126 116H129L128 115V113H123L122 115H125ZM132 114V113H131ZM133 114H134V111H133ZM135 114H137V113H135ZM139 114V113H138ZM153 114H156V115H153ZM180 114V113H179ZM200 114V113H199ZM198 114V115H199ZM242 114V113H241ZM245 114V113H244ZM261 114H263V112L261 113ZM1 115V116H2ZM19 115V116H18ZM39 115V114H38ZM44 115V114H43ZM48 115V114H47ZM52 115V114H51ZM50 115V117H52ZM62 115V114H61ZM66 115V114H65ZM65 115H64V117H65ZM122 115H118L119 117L121 116V117H123ZM141 115V114H140ZM163 115V114H162ZM165 115V114H164ZM174 115V114H173ZM197 115V116H198ZM201 115H202V113H201ZM254 114H252L251 116H253ZM256 115V114H255ZM0 116V117H1ZM33 116L35 117V119L33 120V121H35L36 119H37V115L35 116V114H33ZM126 116H124L123 118H125ZM143 116H142V121L144 120V118H143ZM159 116V115H158ZM176 116V115H175ZM196 116V117H197ZM210 116V115H209ZM212 116V115H211ZM250 116V115H249ZM28 117H32V115L30 116H28ZM69 117V116H68ZM101 117V116H100ZM116 117H117V115H116ZM115 117V118H116ZM118 117V118H119ZM165 117V116H164ZM167 117V116H166ZM178 117V116H177ZM203 117V116H202ZM201 116H200V119L202 118ZM240 117V116H239ZM242 117H244V116H242ZM245 117H247V116H245ZM256 117H258V116H256ZM256 117H254V118H256ZM2 119H3V117H1ZM4 118V119H5ZM7 118V119H8ZM47 118H49V117H47ZM46 118V119H47ZM62 118V117H61ZM71 118V117H70ZM69 118V119H70ZM88 118V117H87ZM104 118V117H103ZM114 118V117H113ZM135 118H139L140 119V116L139 117H135ZM210 118V117H209ZM249 118V117H248ZM253 118V117H252ZM251 118V119H252ZM259 118V117H258ZM257 118V119H258ZM264 118V117H263ZM3 119V120H4ZM11 119H8L7 121L8 122H10L9 120H11ZM51 119V118H50ZM55 119V118H54ZM57 120H58V117L56 118ZM55 119V120H56ZM63 119V118H62ZM61 119V120H62ZM67 119V118H66ZM72 119H73V117H72ZM127 119H129L130 121H132V122H130V123H134L133 122V120L132 119H130V118H127ZM127 119H121V120H123V121H127ZM138 119V120H139ZM148 119H150V121L148 120ZM156 119V118H155ZM171 120H172V118H170ZM174 119V118H173ZM197 119H198V117H197ZM204 119H206V117L204 118ZM203 119V120H204ZM208 119V118H207ZM211 119V118H210ZM241 119V118H240ZM6 120V119H5ZM31 120L32 119H29V122H31ZM39 120V119H38ZM49 120V119H48ZM53 120V119H52ZM75 120V119H74ZM73 120V121H74ZM118 120H120V119H117V121ZM120 120V121H121ZM181 120V119H180ZM202 120V119H201ZM250 120V119H249ZM261 120H263V119H261ZM7 121H6V123H7ZM18 121V123L19 124H21L22 122H19V120H17ZM22 121V120H21ZM37 121V120H36ZM35 121V122H36ZM65 121H68V120H65ZM70 121H72V120H70ZM77 121V120H76ZM87 121H89V120H87ZM96 121V120H95ZM100 121V120H99ZM113 121V120H112ZM198 121H199V119H198ZM212 121V120H211ZM244 121H245V119H244ZM251 121V120H250ZM253 121V120H252ZM258 121V120H257ZM264 121V120H263ZM24 122L26 123H28V121L26 120H23V124H24ZM34 122V123H35ZM62 122H64V120L62 121ZM61 122V124H60V127L62 126V129H61V131H59L60 130V127L59 128H57L58 129V131L60 132H58L59 134H57V133H55V134H52V135H60L59 137L58 136H56V137H58V138H56V140H54V139H47V138H44L45 136H40V137H43V138H40L39 137V134H38V136H37V133H38V130L37 131H35V130H30V133L31 132H33L32 134L34 135H32L33 137H35V138H30V133H28L27 135H26V132L28 131L27 129H26V131L25 132H23V131H21V132H23V134L19 131L20 129H23L22 127H21V125L19 126L18 124H16L17 122H15L14 124L16 125V127H14L15 125L14 124H12V125H14V126H12L11 127V125H9L10 127V130L9 131H11L12 129H14V128H16V132H17V130L19 131V133H21L20 134V136H17L18 138L17 139H19L20 137L21 138H23V137H25V135L26 136H28L29 135V137L27 138V137H25V138H23L22 140L21 139H19L18 141H14V142H17V143H15L14 144V142H13V144H14V146L16 145L17 146V148H16V150H15V147H13V145L11 146L10 144H12V143H9V142H12L13 141V139L15 140L16 138H13L14 137V135H16V134H13L12 135V140H9L6 136V138L8 139V141L6 142L5 141V145L7 144V146H6V149L7 148H9L10 147V150L12 151L13 149L11 148V147H13L14 148V151H13V153L11 154V153H9V151L8 152H6V151H3L4 149H5V147H4V149H3V146H5V145H3V140L0 142V143H2V148H0V191L2 190V193H4L5 194V192H6V194L4 195L5 197H3V194H1V192H0V195L2 196H0L1 198H2V200L0 199V201H2L1 202V204H0V213H2V209H3V206H2V204L3 205H8L9 203L11 204V201H12V204L9 206V210L7 209V214H6V217H10V219L9 218H7V219H9V220H11V218L12 219H14V217H16L15 218V220L16 219H20L19 218V216L20 217H22V216H24V215H26V216H24L26 219H28V220H25V218L24 217H22L20 220H21V222H20V220L18 221H15V222H18V223H16V224H19L18 226L15 224V223H13L16 227L14 228L13 226H12V228H13V230L11 229V228H9L8 226L7 227H4V225L3 224H1V222H0V229H1V227H3L5 230L4 231H6V228H9V230L11 229L12 231H14V232H9V230H8V232L4 235L3 234V232H2V234L4 235V237L3 238H6L7 237V234H8V237H9V235H10V237L8 238L7 237V239H5V241L7 240L8 242L7 243H5V242H3L4 241V239H2V242H1V245H5V248H4V246L2 247L1 245H0V263H2L1 261H3L4 259V256H5V259L7 258H10V257H6V255L8 256V255H10L11 253H17V254H19L20 253V251H25V249H26V246L28 245L29 246V248L28 249H26V252L28 251L29 252V250H30V244L34 241V242H36L37 241V237H38V239H40V238H43V237H45L46 238V236H45V231H43L42 233H43V235L41 234V230L43 229L44 230V227H45V224H46V222H50V227L53 229H49V230H52V232H55V230L56 229H54L55 227H52V226H54V221H56L55 220V218H56V216H55V218L54 217H52V216H54V215H52L51 217H52V219H54V220H52V219H50V217L49 216H44V217H48V219H50V220H48L47 221V218L46 219H44V217H43V215H46L48 212L47 211H45L46 210V208H44V206H46V204H47V206H48V201H50V204H51V201H52V203H55V204H52L53 206H55V207H57V205L59 206V204H60V207L62 206V208L64 207V205L66 206H68L67 207V210L68 211H70L71 212V210H73L72 211V213L74 212V210L76 211L77 209L76 208H81V207H83V206H78V205H76L77 207L75 208V206H73L72 208H71V204L72 205H75V204H77L75 201H76V199H75V197H72L73 198V202H72V199H70L69 197V195H71V192H73L72 193V195H75L74 193H77V194H79V193H82V194H84V193H87V194H89L90 193V191H91V188H93L92 187V184L94 183V180H95V178L97 177V175L96 174H98V170L95 172V175H96V177L94 176V171L96 170H93L94 169V165L93 164H97L98 163V161L97 162H95L94 160L95 159H98L97 158V154H98V151H94L95 152V154H96V156H93V160L91 159L90 160V158H88V154L89 153H91L90 151H88L87 152V150L89 149L90 150V148H88V145L89 144H91V142L95 139V137L96 136H94V134H96V133H94V134H92L93 132H91V135L93 136V139H90L91 138V136H89V135H87V134H85V133H83L81 130L82 129H76L75 127H73L74 125H72L73 124V122H71L70 124L72 125L71 127H69V126H64L63 127V125L65 124V122H64V124ZM69 122V121H68ZM68 122H66V124L65 125H67L68 124ZM119 122V121H118ZM122 122V121H121ZM172 122H175V120L174 121H172ZM197 122V121H196ZM205 122H207V120L205 121ZM225 122V121H224ZM226 122H229V120L227 119V121ZM225 122V123H226ZM247 122H249V121H247ZM6 123L3 125V126H6ZM11 123V122H10ZM10 123H7V124H10ZM13 123V122H12ZM24 124L23 126H25V125H28V124ZM57 124H58V122H56ZM75 123V122H74ZM114 123H116V122H114ZM143 123V122H142ZM167 123H169V122H167ZM201 123V122H200ZM241 123V122H240ZM250 123V122H249ZM252 123V122H251ZM255 123L257 124V122L255 121ZM30 124V123H29ZM113 124V123H112ZM119 124V123H118ZM127 124V123H126ZM139 124V123H138ZM153 124H154V122H153ZM163 124V123H162ZM181 124V123H180ZM184 124V123H183ZM190 124H194V123H190ZM189 124V125H190ZM210 124V123H209ZM237 124L238 123H236V126H237ZM254 124V123H253ZM259 124H260V122H259ZM258 124V125H259ZM34 125V124H33ZM33 125L31 124V126L33 127ZM37 125V124H36ZM42 125V124H41ZM49 125V124H48ZM59 125V124H58ZM69 125V124H68ZM79 125V124H78ZM77 124H76V127L78 126ZM81 125H82V128H83V124L81 123ZM81 125H79V126H81ZM92 125V124H91ZM101 125H103L102 123H101ZM128 125V124H127ZM169 125V124H168ZM173 125H174V123H173ZM178 125V124H177ZM218 125V124H217ZM250 126H251V124H249ZM249 125L247 126L248 128H247V130L248 129H250L249 128ZM262 125V124H261ZM1 126V125H0ZM115 126H117V125H115ZM133 127V129H134V124L132 125ZM163 126V125H162ZM184 126H186V125H184ZM183 126V127H184ZM191 126V125H190ZM205 126V128H206V125H202V127H204ZM210 126V125H209ZM212 126V125H211ZM210 126V127H211ZM229 126V125H228ZM28 127V126H27ZM27 127H25V128H27ZM32 127L31 128H29V129H32ZM47 127V126H46ZM53 127V126H52ZM69 127V128H68ZM87 127V126H86ZM86 127H84V128H86ZM92 127V126H91ZM98 127V126H97ZM114 127V126H113ZM127 127H129L130 128V126H127ZM144 127V128H145ZM151 127V126H150ZM152 127H153V125H152ZM151 127V128H152ZM155 127H156V125H155ZM159 127V126H158ZM158 127H156V128H158ZM168 127V126H167ZM181 127H182V125H181ZM180 127V128H181ZM199 127H200V125H199ZM235 127V126H234ZM243 127V126H242ZM254 127V126H253ZM263 127V126H262ZM4 128V127H3ZM20 128V129H19ZM34 128V127H33ZM75 128V129H74ZM77 128H79V127H77ZM81 128V127H80ZM83 128V129H84ZM88 128V127H87ZM86 128V129H87ZM93 128H95V125H94V127ZM145 128V129H146ZM165 128V127H164ZM171 128V127H170ZM172 128H173V126H172ZM174 128H176L175 126H174ZM179 127H177V129L176 130H179L178 129ZM193 128H194V125H193ZM213 128H214V126L212 127V130H213ZM226 128V127H225ZM230 128V127H229ZM228 128V129H229ZM236 128V127H235ZM234 128V129H235ZM258 128V127H257ZM259 128H261V126L259 127ZM42 129V128H41ZM99 129V128H98ZM97 129V130H98ZM114 129V128H113ZM133 129H131V130H133ZM143 130V132L144 131H146V130ZM155 129V128H154ZM160 129H162V128H160ZM186 129H188V127L186 128ZM185 128L183 129L184 131L186 130ZM208 129V128H207ZM232 129V128H231ZM245 129V128H244ZM252 129V128H251ZM7 130H8V128H7ZM14 130H12L13 132H14ZM40 130V129H39ZM89 130V129H88ZM97 130H94V131H97ZM119 130V129H118ZM126 130V129H125ZM134 130H137V132H134V134L136 135V133H139L138 131V129L137 128H135ZM197 130V129H196ZM200 130V129H199ZM225 130V129H224ZM233 130V129H232ZM231 130V131H232ZM238 130H240L239 128L236 130L237 132H239ZM255 131H256V129H254ZM253 130V131H254ZM5 131V130H4ZM8 131V132H9ZM11 131V132H12ZM35 131V132H34ZM43 131V130H42ZM41 130L39 131V133L40 132H42ZM54 131V130H53ZM56 131V130H55ZM87 131V130H86ZM91 130H89L87 133H89ZM93 131V130H92ZM124 131V130H123ZM122 131V132H123ZM147 131H149V130H147ZM158 131H160V130H158ZM165 131V130H164ZM173 131V130H172ZM190 131V130H189ZM203 131H205V130H203ZM202 131V132H203ZM208 131V130H207ZM214 131V130H213ZM217 131V130H216ZM249 131V130H248ZM264 131V130H263ZM11 132H10V134H11ZM29 132V131H28ZM49 132V131H48ZM119 132H120V130H119ZM125 132V131H124ZM179 132H182V128H181V130H179ZM179 132H177V134L179 133ZM186 132H187V130H186ZM194 132H196V131H194ZM198 132V131H197ZM34 133H36V134H34ZM44 133H46L45 132V130H44ZM51 133V132H50ZM97 133H100V132H97ZM157 133V132H156ZM163 133V132H162ZM183 133V132H182ZM193 133V132H192ZM200 133V132H199ZM198 133V134H199ZM207 133V132H206ZM212 133V132H211ZM247 133V132H246ZM250 133V132H249ZM252 133V132H251ZM255 133V132H254ZM257 134H258V132H256ZM264 133V132H263ZM4 134V133H3ZM43 134V133H42ZM116 134V133H115ZM128 134V133H127ZM126 134V135H127ZM133 134V133H132ZM131 134V137L132 136H134V135H132ZM146 134H148V133H146ZM159 134H160V132H159ZM177 134H174L173 133V135L174 136H176ZM179 134H181V133H179ZM188 133H186L185 134V132H184V135H187ZM189 134H190V136H192L193 134H191L190 132H189ZM188 134V135H189ZM197 133H195L194 135H195V137H200V138H198V139H200V140H202L203 139V137H205V136H207V135H205V136H203L204 134H202V133H200V134H202L201 136H203L202 137V139H201V136H196V135H198ZM233 134H235V133H232V136H233ZM239 134V133H238ZM256 134V135H257ZM260 135H261V133H259ZM22 135V136H21ZM24 135V136H23ZM49 135V134H48ZM47 135V136H48ZM101 135V134H100ZM140 135V134H139ZM139 135H137V136H139ZM155 135V134H154ZM166 135V134H165ZM187 135V136H188ZM215 135V134H214ZM221 135V134H220ZM224 135V134H223ZM245 135V134H244ZM263 135V134H262ZM31 136V137H32ZM50 136V135H49ZM48 136V137H49ZM99 136V135H98ZM120 136V135H119ZM145 134H144V137H142V134H141V137L143 138V139H145ZM235 136V135H234ZM239 136V135H238ZM240 136H242V135H240ZM251 136V135H250ZM254 135H252V137H253ZM9 137V136H8ZM16 137V136H15ZM121 137V136H120ZM126 137V136H125ZM128 137V136H127ZM130 136H129V138H128V140L126 139V141H128L127 143H128V145L130 146V144H135L136 142L135 141H132V140H135L134 138H136V141H138L139 139H140V136H139V138H137L136 136L135 137H133L132 138V140H130L129 141V139L131 138ZM160 137V136H159ZM158 137V139H157V137H156V142H157V140H159L160 138ZM193 137V136H192ZM217 137H218V135H217ZM226 137H228V136H226ZM229 137H230V134H229ZM246 137V136H245ZM249 137V136H248ZM257 137V136H256ZM9 138H11V137H9ZM51 138H53L52 136H51ZM55 138V137H54ZM124 138V137H123ZM141 138V139H142ZM164 139L165 140V137L164 136H161V139ZM166 138H167V136H166ZM171 138V137H170ZM207 138H208V141H210V139L209 138H212V137H208L207 136ZM207 138H206V140H207ZM213 138L214 139H217V138H215L214 136H213ZM231 138V137H230ZM241 138V137H240ZM244 138V137H243ZM247 138V137H246ZM245 138V140L247 141V139ZM250 138V137H249ZM263 138H264V135H263ZM16 139V140H17ZM32 139V140H31ZM115 139V138H114ZM138 139V140H137ZM140 139V140H141ZM142 139V140H143ZM160 139V140H161ZM168 139V138H167ZM173 139V136H172V138H171V140ZM196 139V138H195ZM213 139V140H214ZM251 139V138H250ZM254 139H256V138H254ZM261 139V138H260ZM119 140V139H118ZM125 140V139H124ZM140 140H139V142H140ZM146 140V139H145ZM170 140V141H171ZM186 140V137H184V140L183 141H185ZM192 140H193V138H192ZM199 140V141H200ZM212 140V141H213ZM236 140V139H235ZM258 140H259V138H258ZM264 140V139H263ZM96 141H97V138H96ZM95 141V142H96ZM126 141H122V142H126ZM144 141V140H143ZM155 141V140H154ZM182 141V140H181ZM190 141V140H189ZM217 141H219L218 139H217ZM239 141V140H238ZM250 141V140H249ZM261 141V140H260ZM20 142V143H19ZM117 143H118V141H116ZM138 142V143H139ZM160 142V141H159ZM230 142V141H229ZM242 141H240L239 142V144L241 143ZM251 142V141H250ZM250 142H248L249 144H250ZM253 142V141H252ZM97 143V142H96ZM96 143H94V144H96ZM141 143V142H140ZM183 143V142H182ZM192 143H194L193 141H192ZM203 143H205V142H203ZM207 143H209V142H207ZM213 143H214V141H213ZM218 143V142H217ZM216 143V144H217ZM223 143V142H222ZM244 143H245V141H244ZM254 143H256V141L254 142ZM86 144H88L87 146H86ZM113 144V143H112ZM123 144V143H122ZM126 144V143H125ZM143 144V143H142ZM142 144L141 145H139L138 147H137V143L135 144L136 145V147L137 148H140L141 149V147H143L142 146ZM159 144V143H158ZM186 142L185 143H183L182 145H184V146H186L185 148H188V145L186 144ZM189 144H191V142L189 143ZM200 144V143H199ZM210 144H212V142L210 141ZM216 144H214L215 146H216ZM221 143H219V145H220ZM238 144V145H239ZM242 145H244V147H245V144H243V143H241ZM253 144V143H252ZM251 144V145H252ZM259 144V143H258ZM1 145V144H0ZM8 145H10V146H8ZM82 145H84V146H86V148H88V149H85V147H84V149H82ZM119 145V144H118ZM118 145H116V146H118ZM124 145V144H123ZM135 145H134V148H135ZM177 145V147L180 149V147L181 148H183V149H185L184 148V146H180V144L178 145V144H175V145H173V146H176ZM205 144H202L201 146H204ZM213 145V146H214ZM222 145V144H221ZM237 144H236V146H238ZM241 145V146H242ZM246 145H247V143H246ZM81 146V147H80ZM115 146V147H116ZM120 146V145H119ZM141 146V147H140ZM146 146H147V143H146ZM158 146V145H157ZM163 146V145H162ZM191 146H192V144H191ZM207 146H209V145H207ZM206 145H205V147H207ZM212 146V145H211ZM212 146V147H213ZM214 146V147H215ZM260 146V145H259ZM258 146V147H259ZM262 146V145H261ZM18 147H19V149H18ZM91 147V149H92V152H93V148H92V146H90ZM93 147H94V145H93ZM96 147V146H95ZM100 147V146H99ZM200 147V146H199ZM212 147H207V148H212ZM221 147V146H220ZM234 147V146H233ZM248 147H250V145H248ZM256 147V146H255ZM257 147V148H258ZM133 148V150H135ZM143 148H145V147H143ZM151 148V147H150ZM175 148V147H174ZM178 148H177V150H178ZM196 148V147H195ZM235 148V147H234ZM243 148V147H242ZM256 148V150H254L253 151V149L251 150V149H249V150H251V155H253V153H254V159L252 158V156L250 157L249 155L250 154H248L250 151L249 150H247L246 148V151H247V153L245 152V150L243 151L246 155H248V156H246L245 157V159L248 157V158H252L253 159V161H252V165H251V161H250V159H249V161H250V164H243L244 165V167L242 168V166L240 165L241 164V161L239 162V161H235V159H234V156H235V153L237 152V153H239V151H236L235 153H234V151L235 150H233V153H234V156H233V159H234V161L236 162H234L233 161V159L232 160H230L231 162H232V164H231V166L229 167L228 165H226V167L228 166V168L226 169V170H229L228 172L225 170V172L224 173H226V174H224L225 176V178L223 177L222 178V185H223V188H224V190L226 191V189H227V191H229V192H227L228 193V195H225V193H224V195H222L221 197H222V199H223V196H226L227 198L229 197V199H230V195H231V200H234V199H232V196H233V198H235V196H236V198L238 197L239 198V200H243L242 198L244 197V194H246L245 192H246V190H247V185L250 187V184L252 183V182H254L253 181V178L251 179V175H255V173H257L258 172V169L257 170H254V169H256L255 168V166H257V164H259L258 162H259V160L261 161V159H259L260 157H259V155H261V154H259V150ZM263 148H264V146H263ZM2 149V150H1ZM95 149V148H94ZM131 149V148H130ZM139 149V150H140ZM147 149V148H146ZM146 149H141L142 151H145ZM183 149H181V151L183 150ZM189 149V148H188ZM213 149V148H212ZM216 149V148H215ZM231 149H232V147H231ZM230 149V150H231ZM236 149V148H235ZM239 149V148H238ZM260 149H262V148H260ZM18 150V151H17ZM100 150V149H99ZM139 150H135V151H139ZM140 150V151H141ZM177 150H175V151H177ZM228 150V149H227ZM147 151V150H146ZM150 151V150H149ZM180 151V150H179ZM213 151V150H212ZM93 152V153H94ZM117 152V151H116ZM174 152V151H173ZM178 152V151H177ZM183 152V151H182ZM224 152H226V150L224 151ZM93 153H91V154H93ZM243 153V154H244ZM260 153H262V150H260ZM91 154H90V156L89 157H92L91 156ZM131 154V153H130ZM144 154V153H143ZM227 154V153H226ZM230 154V153H229ZM244 154V155H245ZM99 155V154H98ZM150 155V154H149ZM159 155V154H158ZM179 155V154H178ZM239 155V154H238ZM126 156V155H125ZM229 156V155H228ZM240 156V155H239ZM94 157H96L95 159H94ZM223 157V156H222ZM264 157V156H263ZM105 158V157H104ZM218 158V157H217ZM224 158V157H223ZM227 158V157H226ZM229 158V157H228ZM231 158H232V156H231ZM236 158V157H235ZM238 159V158H237ZM240 159V158H239ZM242 159H243V157H242ZM251 159V160H252ZM227 160V159H226ZM92 161V162H91ZM217 161H219V159L217 160ZM225 161V160H224ZM247 162H249L248 161V159L246 160ZM93 162H95V163H93ZM108 162H110V160L108 161ZM115 162V161H114ZM92 163V164H91ZM105 163V162H104ZM106 163H107V160H106ZM111 163V162H110ZM110 163H109V165H105V167L107 168V166H112V165H110ZM113 163V162H112ZM229 163V162H228ZM261 163V162H260ZM95 164V165H96ZM115 164V163H114ZM120 164H122V163H120ZM93 165V166H92ZM98 165H99V163H98ZM116 165V164H115ZM118 166V165H117ZM132 166V165H131ZM225 165H223V167H224ZM96 167H98L97 165H96ZM95 167V168H96ZM103 167V166H102ZM105 167H103L102 169H104ZM108 167V168H109ZM221 167V166H220ZM106 168H105V170H106ZM112 168H113V170H112ZM119 168V167H118ZM98 169H100V167L98 168ZM109 169H111V170H109L111 173L114 171L115 173H116V167L114 166H112V167H110ZM115 169V170H114ZM175 169V168H174ZM118 170H120V169H118ZM132 170V169H131ZM179 170V169H178ZM107 172H108V169L106 170ZM106 171H104L103 170V172H101L102 174H104L105 173V175H104V179H106V177H107V175L109 176H111L112 175V177L114 176V179L116 178L115 177V175H113V173L111 174H109V172L107 173ZM138 171V170H137ZM180 171V170H179ZM222 171V170H221ZM255 171H257V172H255ZM134 172H136V171H134ZM141 172V171H140ZM177 172V171H176ZM223 172V171H222ZM222 172H220L221 174H222ZM253 172H255V173H253ZM124 173V172H123ZM132 173V175H133V172H130V173H128V174H131ZM142 173V172H141ZM140 173V174H141ZM180 173V172H179ZM122 174V173H121ZM127 174V173H126ZM99 175V174H98ZM118 175V174H117ZM143 175H145V174H143ZM149 175V174H148ZM109 176V180L111 179V181H112V178ZM126 176V175H125ZM130 176V175H129ZM133 176H136V175H133ZM177 176V175H176ZM179 176H181V175H179ZM128 177V176H127ZM126 177V181L128 182L129 180H127V179H130V178H127ZM130 177H132V176H130ZM142 177V176H141ZM141 177H140V179H141ZM146 177L148 178V176H147V174H146ZM150 177V176H149ZM152 177V176H151ZM156 176H153L152 178H155ZM158 177L159 176H157V179H158ZM219 177H221V176H219ZM255 177V176H254ZM118 178V180L117 179H115V184L116 183H119L120 181H123V179H124V177H123V179L122 180H120L119 179V177H117ZM136 178H138L139 179V175H138V177H136ZM94 179V180H93ZM102 179V178H101ZM132 179H134V178H132ZM139 179V180H140ZM142 179H145V178H142ZM218 179V178H217ZM107 180V179H106ZM109 180H107V181H109ZM135 180V179H134ZM137 180L140 184H141V182H142V185L143 186H145V185H147L148 186V188H149V186H154V185H150L149 183L151 182V183H153L154 181L152 180V179H146L145 181L144 180ZM160 180V179H159ZM167 180V179H166ZM215 180H216V178H215ZM252 180V182L250 183V181ZM117 181H119V182H117ZM143 181H144V183H143ZM161 181V180H160ZM162 181H164L163 179H162ZM161 181V182H162ZM179 181V180H178ZM218 180H216V182H217ZM262 181H264V180H262ZM95 182H96V180H95ZM125 182V181H124ZM130 182V181H129ZM132 182V181H131ZM130 182V183H131ZM134 182V181H133ZM136 182V181H135ZM134 182V183H135ZM155 182H156V179H155ZM165 182V181H164ZM187 182V181H186ZM220 182V181H219ZM103 183V182H102ZM111 183H113V182H111ZM130 183H128V184H130ZM133 183V184H134ZM157 183H158V181H157ZM181 183V182H180ZM196 183V182H195ZM198 183V182H197ZM218 183V182H217ZM249 183V184H248ZM96 183H94L93 185H95ZM108 184H109V182H108ZM121 184V183H120ZM126 184V183H125ZM132 184V185H133ZM140 184H138V186H136V184H135V189L134 190H137V193H139V192H145L146 191V189H145V191H143L142 189L143 188H146L147 186H145V187H143L142 188V186L140 185ZM149 184V185H148ZM154 184V183H153ZM163 184V183H162ZM212 184H214V183H212ZM254 184V183H253ZM131 185V184H130ZM178 186H179V184H177ZM221 185V184H220ZM219 185V186H220ZM260 185V184H259ZM262 185H264V184H262ZM126 186V185H125ZM129 186V185H128ZM141 186V187H140ZM157 186H159V184L157 185ZM196 186V185H195ZM105 187H107V186H105ZM111 187V186H110ZM115 187V186H114ZM113 187V188H114ZM127 187V186H126ZM137 187H140L141 189H139V188H137ZM152 187H150V189L152 188ZM182 187H183V185H182ZM212 187H213V185H212ZM241 189V187L244 189V188H246V190L245 191H243V193H242V191L241 190H243V189H239V188ZM251 187H252V185H251ZM259 187H261V189H260V192H261V190H262V186L260 185ZM258 187V188H259ZM96 187H94L93 189H95ZM117 188V187H116ZM130 188V187H129ZM128 187H127V189H129ZM134 188V186H132V189ZM154 188H156V187H154ZM154 188H152V189H154ZM162 188V187H161ZM176 188H178V187H176ZM215 188H216V186H215ZM226 188V189H225ZM50 189H52V190H54V192H56L57 193V195H56V193H55V195L57 196V197H53L52 196V198H50V193H53V192H49L50 191ZM93 189H92V191L91 192H95V191H93ZM100 189V188H99ZM110 189V188H109ZM183 189V188H182ZM249 189V188H248ZM51 190V191H52ZM130 190V189H129ZM134 190H132V191H134ZM179 190V189H178ZM177 190V191H178ZM216 190H217V188H216ZM218 190H219V187H218ZM220 190H223L222 188L220 189ZM235 190H239V191H241L240 193L241 194H243L242 196H241V194L239 195V192L238 191H236V193H235ZM250 191H251V188L249 189ZM264 190V189H263ZM102 191V190H101ZM107 191H108V189H107ZM109 191H113V190H109ZM108 191V192H109ZM126 191V190H125ZM128 191V190H127ZM126 191V192H127ZM131 191V193H132V197H133V192ZM139 191V192H138ZM149 192H150V190H148ZM157 191V190H156ZM176 191V192H177ZM186 191V190H185ZM185 191H181L182 193H181V195H178V200L177 201H179V203L181 204V206H183L184 208V210H186V209H188V207L190 206V205H192V202H193V199H192V197H193V191L194 190H192V192L193 193H191L190 191H188V192H190V193H184ZM248 191V190H247ZM250 191H248V192H250ZM89 192V193H88ZM105 192H106V190H105ZM142 192H141V194H142ZM153 192V191H152ZM187 192V191H186ZM210 192V191H209ZM217 192H219V191H217ZM247 192V194H249ZM260 192H258V196L260 197L261 195H259V194H262L264 191H262V193H260ZM99 193H100V191H99ZM110 193V192H109ZM130 193V192H129ZM134 193H135V191H134ZM136 193V194H137ZM148 193V192H147ZM174 193V192H173ZM196 193V192H195ZM195 193H194V195H195ZM54 194V193H53ZM53 194H51V195H53ZM91 194V193H90ZM92 194H94V193H92ZM102 194V193H101ZM125 194H127V193H125ZM216 194V193H215ZM221 194V193H220ZM237 194L239 195V196H237ZM264 194V193H263ZM14 196V198H13V196ZM80 196H78V195H75V196H78V197H80V198H78V199H81V203L83 202V200L84 199H82V197H81V194H79ZM103 195V194H102ZM105 195V194H104ZM103 195V196H104ZM115 196H116V193L114 194ZM137 195H139V194H137ZM143 196H145V193L144 194H142ZM147 195V194H146ZM173 195V194H172ZM235 195V196H234ZM83 197H85V200H87L86 198L88 197H86V194H85V196L84 195H82ZM90 196H92V195H90ZM89 196V197H90ZM107 196H109V195H107ZM126 196V195H125ZM125 196H123V197H125ZM128 196V195H127ZM126 196V197H127ZM131 196V195H130ZM129 196V197H130ZM142 196V197H143ZM148 196H151V195H149L148 194ZM148 196H145V203L147 202V206H150L151 204L152 205H156L157 204V202L156 201H151L152 199H148ZM174 196V195H173ZM177 195H175V198L174 199H177V197H176ZM242 198H241V197ZM246 196H248V195H245V198H246ZM93 197V196H92ZM112 197V196H111ZM114 197V196H113ZM112 197V198H113ZM117 197V196H116ZM116 197H114L115 199H116ZM122 197V198H123ZM125 197V198H126ZM135 197V196H134ZM133 197V198H134ZM218 197H220V196H218ZM12 198L15 200V199H18V200H15L14 202L16 203L15 204V206L17 205V202L18 201H20V203H27L26 205H24V207H26V209H24V207H23V205L21 206V204L19 203V208L18 209H16L17 207H15L14 206V204H13V200H12ZM47 198H49L46 202L47 203H45V205H44V202H43V200H41L40 202H39V200L40 199H44V201L47 199ZM98 198V197H97ZM99 198H100V196H99ZM110 199L111 201L112 200H114L113 202L114 203H112V202H110V200H108L109 201V203H108V201H106L107 202V204L109 205H112L113 207H112V209H115V207H114V205L113 204H115L116 202V200L118 201L116 204L118 205V204H121V206L123 205V203H125V202H123L124 200H125V198H123L124 200L122 201V203L121 202H119L120 201V198H119V196H118V199ZM122 198H121V200H122ZM128 198V197H127ZM132 198V199H133ZM138 198V197H137ZM144 198V197H143ZM143 198H141L142 200H143ZM154 198H155V196H154ZM227 198H226V200H227ZM237 198V199H238ZM241 198V199H240ZM244 198V199H245ZM261 199L263 198V201L260 199V201H262L263 203L262 204H264V196H262V197H260ZM53 199H54V201H53ZM109 199V198H108ZM130 199V198H129ZM140 199V200H141ZM173 199V198H172ZM172 199H170V201L172 200ZM173 199V200H174ZM228 199V200H229ZM236 199V200H237ZM247 199V198H246ZM70 200H71V202H70ZM96 200V199H95ZM94 200V201H95ZM131 200V199H130ZM129 200V201H130ZM238 200V201H239ZM57 201H58V204H57ZM88 201H91V199H88ZM87 201V203H90V202H88ZM127 201V200H126ZM176 201V200H175ZM176 201V202H177ZM218 201V200H217ZM237 201V202H238ZM244 201V200H243ZM78 202V201H77ZM92 202V201H91ZM144 202V201H143ZM165 202V201H164ZM164 202H163V205H164ZM171 202H174V201H171ZM223 202H227V201H225V200H223L222 202H220V203H223ZM232 202V201H231ZM245 202V201H244ZM43 203V204H42ZM68 203H69V205H68ZM84 203V202H83ZM82 203V205H84L85 206V204H83ZM86 203V202H85ZM86 203V205H87V207H89L88 208V210L90 209V206H88V204ZM100 203H102V202H100ZM142 203V202H141ZM160 203V202H159ZM240 203V202H239ZM241 203H243V202H241ZM261 203V202H260ZM57 204V205H56ZM79 204V203H78ZM106 204V205H107ZM115 204V206L117 207V205ZM148 204H150V205H148ZM170 204V203H169ZM172 204V203H171ZM183 204V205H182ZM44 205V206H43ZM90 205V204H89ZM93 205V204H92ZM104 205V204H103ZM109 205V206H110ZM126 205V204H125ZM158 205V204H157ZM168 205V204H167ZM217 205H219L220 206V204L219 203H217ZM14 208L13 210L12 209H10V208H12V207ZM49 206H51V205H49ZM94 206V205H93ZM101 206V205H100ZM120 205L118 206L120 209L121 208H123V207H121ZM145 206V205H144ZM169 206V205H168ZM174 206H175V204H174ZM264 206V205H263ZM7 207V206H6ZM22 207H23V209H22ZM60 207H58L57 208V211L59 212L62 208H60ZM104 207H106V206H104ZM117 207V208H118ZM125 207V206H124ZM158 207V206H157ZM191 207V206H190ZM193 207V206H192ZM222 207V206H221ZM221 207H219V208H221ZM225 207H227V205H225ZM20 208H21V212H20ZM65 208V210H66V207H64ZM79 208V209H80ZM85 207H83V209H84ZM94 208V207H93ZM95 208H96V206H95ZM99 208V207H98ZM101 208V207H100ZM107 208V207H106ZM116 208V209H117ZM170 208V207H169ZM171 208H172V206H171ZM230 208V207H229ZM262 208V207H261ZM5 209V208H4ZM45 209V210H44ZM51 209H52V207H51ZM56 209V208H55ZM71 209V210H70ZM110 209V208H109ZM109 209H104V211H101L100 210V212H102V214H100V213H98V214H100V215H102L101 217H103V219H105L106 218V220H104V222H105V228H107L108 226V228H110L111 227V225L113 224L112 222L114 221V220H112V218H111V220H112V222H110L109 221V219H107V218H109V217H105L104 216V213L103 212H105V210H106V213L108 214L109 212H107ZM109 210V211H115V210ZM120 209H118L117 211L118 212H120ZM182 209V210H183ZM195 209V208H194ZM263 209H264V207H263ZM11 210V211H10ZM23 210H25L23 213H22V211ZM48 210V209H47ZM64 210V209H63ZM65 210L64 211H62L61 210V212H63V213H65ZM95 210V209H94ZM98 210V209H97ZM103 210V209H102ZM123 210V209H122ZM122 210H121V212H122ZM164 210H166V209H164ZM170 210V209H169ZM183 210V211H184ZM190 210V209H189ZM188 210V211H189ZM221 210H223V209H221ZM220 209L219 210H217V211H221ZM45 211V212H44ZM50 211V210H49ZM57 211H56V213H57ZM77 211H79V210H77ZM76 211V212H77ZM89 211H92V210H89ZM88 211V212H89ZM124 212H126V210H123ZM167 211V210H166ZM177 211V210H176ZM187 211V210H186ZM185 211V212H186ZM264 211V210H263ZM4 212V211H3ZM8 212H9V214H8ZM47 212V213H46ZM55 212V211H54ZM61 212L60 213H57V214H60V215H62L61 214ZM67 212V211H66ZM70 212H69V215H70ZM83 212V211H82ZM95 212V211H94ZM96 212H98V211H96ZM121 212H120V214H121ZM174 212V211H173ZM178 212V211H177ZM222 212V211H221ZM12 213V214H11ZM31 213H33V217L35 218L36 216H37V222L36 223H33V222H29V221H31V220H29V218H31L32 217V214ZM44 213H46V214H44ZM50 213V212H49ZM56 213H53V214H56ZM113 213V212H112ZM116 213V212H115ZM123 213V212H122ZM172 213V212H171ZM180 213V212H179ZM223 213H225V210H223ZM223 213H221V214H223ZM228 213V212H227ZM4 214V213H3ZM30 214V217L29 216H27V215H29ZM36 214V215H35ZM66 214V213H65ZM97 214V215H98ZM126 214V213H125ZM191 214V213H190ZM189 214V215H190ZM193 214V213H192ZM217 214V213H216ZM219 214V213H218ZM221 214H219V217H220V215ZM2 215V214H1ZM9 215V216H8ZM12 215V216H11ZM35 215V216H34ZM48 215V214H47ZM51 215V214H50ZM59 215V216H60ZM96 215V214H95ZM100 215H99V217H100ZM177 215V214H176ZM181 215V214H180ZM201 215V214H200ZM258 215V214H257ZM115 216V215H114ZM118 216H119V214H118ZM166 216V215H165ZM164 216V217H165ZM179 216V215H178ZM186 216V218H188L189 216H188V212H187V214L186 215H184V217ZM188 216V217H187ZM222 216V215H221ZM224 216V215H223ZM63 217H64V214L62 215V221H59L58 220V217H57V220H58V224H60L59 222H63V220H65V219H63ZM71 217V216H70ZM77 217V216H76ZM83 217H84V215H83ZM86 217V216H85ZM97 217V221H98V223L97 224H101L100 226H102V224L104 223L103 222V219L101 218V220L99 219V217L98 216H96ZM181 217V216H180ZM3 218V217H2ZM1 218V219H2ZM5 218V217H4ZM34 218L32 219V221H36V220H34ZM61 218V217H60ZM66 218H68V217H66ZM114 218V217H113ZM186 218H184V219H181L182 221H183V223L179 226V227H181L180 229H181V231L182 232H186V229H188L187 227H188V223H189V218H188V220H186ZM193 218V217H192ZM230 218V217H229ZM0 219V220H1ZM22 219H24V220H22ZM115 219H117V218H115ZM194 219V218H193ZM221 219V218H220ZM61 220V219H60ZM74 220H76V218L74 219ZM79 220V219H78ZM165 220H167V218L165 219ZM192 220V219H191ZM213 220V219H212ZM222 220V219H221ZM53 221V222H52ZM80 221V220H79ZM78 221V222H79ZM83 221V220H82ZM99 221H100V223H99ZM106 221H108V223L106 222ZM117 221V220H116ZM126 221V220H125ZM164 221V220H163ZM169 220H167V221H164L165 223L164 224H169V223H167ZM188 221V223H186ZM3 222H5V221H3ZM8 222V221H7ZM13 221L11 220V223H12ZM66 222V221H65ZM64 222V223H65ZM73 222V221H72ZM112 223L111 225H110V223ZM231 222V221H230ZM264 222V221H263ZM51 223H52V226H51ZM56 224H57V221L55 222ZM64 223H61L62 224V226H64L63 224ZM94 223V222H93ZM117 223V222H116ZM115 223V224H116ZM121 223V222H120ZM162 223V222H161ZM172 223V222H171ZM175 223H176V220H175ZM8 224V223H7ZM6 224V225H7ZM56 225V227H59V228H61L59 231H61L62 232V230H63V228L61 227V224L60 225ZM68 224V223H67ZM67 224H66V226H67ZM76 224V223H75ZM81 224V223H80ZM96 224V225H97ZM108 224V225H107ZM178 224V223H177ZM191 224V223H190ZM199 224V223H198ZM260 224H261V222H260ZM3 225V226H2ZM42 225V226H41ZM70 225H71V223H70ZM79 225V224H78ZM86 225V224H85ZM88 225V224H87ZM119 225V224H118ZM132 225V224H131ZM200 225V224H199ZM233 225V224H232ZM11 226V225H10ZM39 226H40V229H39V231L40 232H38L37 230H38V228H39ZM74 227V225L72 224L71 225V227ZM100 226H98V227H100ZM113 226H114V224H113ZM163 226V225H162ZM165 226V225H164ZM170 226V225H169ZM168 226V227H169ZM173 226V225H172ZM175 226V225H174ZM173 226V227H174ZM206 226V225H205ZM42 227V228H41ZM47 227V228H46ZM46 229L48 230V226L46 225ZM68 227V226H67ZM71 227H70V229H71ZM72 227V228H73ZM75 227H76V225H75ZM103 227V228H104ZM115 227V226H114ZM124 227H126V226H124ZM167 226H165V228H166ZM171 227V226H170ZM191 226H189V228H190ZM192 227H194V226H192ZM225 227V226H224ZM101 228V227H100ZM107 228V229H108ZM112 228V227H111ZM122 228H123V226H122ZM121 228V229H122ZM131 228V227H130ZM129 228V225H128V227L127 228H123L124 229V231H123V229H122V231H119L118 233V235H120V233L122 232L123 233V236H122V238H117L118 239V243H123L125 240H126V242L127 243H129L131 246L130 247H132L131 248V250L133 249V248H135L134 246H132V244H134V243H136V240L138 239V238H136L135 239V232H133V229H130ZM133 228V227H132ZM163 228V227H162ZM200 228V227H199ZM45 229V230H46ZM64 229H66L67 230V228L65 227ZM114 229V228H113ZM118 229H120V227L118 228ZM120 229V230H121ZM174 229H175V227H174ZM178 229V228H177ZM203 229V228H202ZM2 231H3V229H1ZM47 230H46V232H47ZM48 230V231H49ZM57 230H58V228H57ZM78 230V229H77ZM76 230V231H77ZM115 230V229H114ZM172 230V229H171ZM190 230H192V229H190ZM58 231V232H59ZM163 231V230H162ZM161 231V232H162ZM201 231V230H200ZM205 231H207V230H205ZM220 231V230H219ZM227 231V230H226ZM57 232V231H56ZM58 232L57 233H55V234H57V235H59L60 234V232H59V234H58ZM78 232V231H77ZM107 232V231H106ZM113 232V231H112ZM115 232H116V230H115ZM172 232V231H171ZM170 232V233H171ZM174 232V231H173ZM182 232H180V233H182ZM225 232V230L223 231V233ZM38 233H40L41 234V237L39 236L40 234H38ZM75 233V232H74ZM167 233H169V232H167ZM178 233V232H177ZM176 233V234H177ZM229 233V232H228ZM49 234V233H48ZM53 235H54V233H52ZM51 234V235H52ZM63 235H64V232L62 233ZM62 234L60 235V236H62ZM111 234H113V233H111ZM175 234V235H176ZM184 234V233H183ZM2 235V236H3ZM52 235V236H53ZM115 235H117V234H115ZM114 235V236H115ZM122 235V234H121ZM188 235V234H187ZM192 235V234H191ZM223 235V234H222ZM221 235V236H222ZM60 236H57L56 238H58V237H60ZM65 236V235H64ZM68 236L69 235H67V238H68ZM71 236V235H70ZM78 236V235H77ZM111 236V235H110ZM169 236V235H168ZM167 236V237H168ZM170 236H172V234L170 235ZM169 236V237H170ZM182 236V235H181ZM49 237H50V235H49ZM49 237H48V239H45L46 240V243H47V241L48 240H50L49 239ZM53 237H55V235L53 236ZM165 237V236H164ZM175 237V236H174ZM1 238V237H0ZM55 238V239H56ZM61 238V237H60ZM60 238H58V240L60 241L61 239H62V241H55V244L57 243V248H59L58 247V245L60 246V248L62 249L61 250V252H63V253H65L66 254V252H67V250H66V252L64 251V249L63 248H65V247H67V246H69V249H71V247L72 246H70V243L71 242H69V245H67V243L68 242H65L67 239L65 238L64 239V241H63V236H62V238L60 239ZM176 238V237H175ZM43 239V245H45L44 244V240ZM54 239V238H53ZM52 239V240H53ZM121 239H125L124 241H122ZM145 239V238H144ZM143 239V240H144ZM173 239V238H172ZM186 239V238H185ZM262 239H263V237H262ZM261 239V240H262ZM32 240V242H30ZM69 240V239H68ZM140 239H138V241H139ZM165 240V239H164ZM173 240H176V239H173ZM199 240V239H198ZM203 240V239H202ZM73 241V240H72ZM115 241V240H114ZM169 240L167 239V243H170V242H168ZM179 241V240H178ZM184 241H186V243H187V240H184ZM264 241V239L262 240V242ZM29 242H30V244H29ZM34 242H33V244H34ZM40 242V241H39ZM41 242H42V240H41ZM51 242H54V240L53 241H51ZM147 242V241H146ZM173 242V241H172ZM175 242V241H174ZM223 242V241H222ZM3 243V244H2ZM138 243V242H137ZM139 243L140 244H142L141 243V240L139 241ZM179 243V242H178ZM183 243H185V242H183ZM7 244V245H6ZM35 244H37V243H35ZM79 244V243H78ZM82 244V243H81ZM128 244V245H129ZM146 244V243H145ZM171 244V243H170ZM227 244V243H226ZM263 244H264V242H263ZM39 245V244H38ZM40 245H41V243H40ZM67 245V246H66ZM117 245V244H116ZM119 245V244H118ZM118 245H117V247H118ZM128 245H126V246H128ZM149 245V244H148ZM166 245V244H165ZM169 244H167L166 245V247H172L171 245H169ZM177 245V244H176ZM175 245V246H176ZM179 245V244H178ZM185 245V244H184ZM183 245V246H184ZM46 246V245H45ZM47 246H49V244H47ZM52 246V245H51ZM55 247H56V245H54ZM53 246V248L52 249H54L53 251H55L56 249H55V247ZM123 246H125L124 245V243H123ZM125 246V247H126ZM139 246H141V245H139ZM40 247V246H39ZM44 247V246H43ZM63 247V248H62ZM112 247V246H111ZM129 247V246H128ZM145 247V246H144ZM186 247V246H185ZM198 247V246H197ZM37 248V247H36ZM68 248V247H67ZM67 248H65V249H67ZM108 248V247H107ZM120 248V247H119ZM137 248V247H136ZM145 248H147V247H145ZM144 248V249H145ZM172 248H174V247H172ZM228 248H229V246H228ZM49 249V248H48ZM52 249H51V251H52ZM117 249V248H116ZM116 249H115V251H116ZM120 249H122V247L120 248ZM126 249V248H125ZM142 249V248H141ZM167 249V248H166ZM165 249V250H166ZM171 249V248H170ZM170 249H167L166 251H169ZM199 249V248H198ZM18 250H19V253H18ZM39 250V249H38ZM41 250V249H40ZM39 250V251H40ZM72 250V249H71ZM70 250V251H71ZM111 250V249H110ZM124 250V249H123ZM135 250V249H134ZM171 250H173V249H171ZM43 251V250H42ZM45 251V250H44ZM46 251H47V248H46ZM53 251H52V253H53ZM57 252L58 251H60V249L59 250H56ZM55 251V252H56ZM69 251V250H68ZM106 251V250H105ZM113 251H114V249H113ZM122 251V250H121ZM125 251V250H124ZM124 251L122 252V253H124ZM137 251V250H136ZM228 251V250H227ZM30 252H31V250H30ZM34 252H35V248H34ZM36 252H37V249H36ZM54 252V254L56 255L57 254V252L55 253ZM117 252H118V250H117ZM149 252H151V251H149ZM172 252V251H171ZM21 253H23L24 255L26 254L25 252H21ZM33 253V252H32ZM42 253L43 252H41L40 254H41V256H42ZM47 253H48V251H47ZM50 253V252H49ZM62 253V254H63ZM69 253V252H68ZM106 253V252H105ZM104 253V254H105ZM116 253V252H115ZM227 253V252H226ZM225 253V254H226ZM22 254V256L21 257H23L24 255ZM35 254V253H34ZM59 254H61V253H59ZM110 254V252L108 253V255ZM113 254V253H112ZM13 255V254H12ZM27 255V254H26ZM25 255V256H26ZM29 255V254H28ZM27 255V256H28ZM39 255V254H38ZM50 255V254H49ZM102 255V254H101ZM118 255V254H117ZM122 256H126V254H121ZM128 255V254H127ZM157 255V254H156ZM171 255V254H170ZM14 256H16V255H14ZM30 256H32V255H29V257ZM43 256H45V253H44V255ZM52 257H53V255H51ZM56 256H59L58 254L56 255ZM72 256V255H71ZM106 256H107V254H106ZM113 256V255H112ZM132 256V255H131ZM130 256V257H131ZM166 256V255H165ZM13 257V256H12ZM20 257V258H21ZM39 257V256H38ZM60 257V256H59ZM127 257V256H126ZM18 258V257H17ZM33 258H35V257H33ZM49 258H51V257H49ZM63 258V257H62ZM66 258V257H65ZM107 258V257H106ZM109 258V257H108ZM117 258V257H116ZM120 258V257H119ZM136 258V257H135ZM226 258H228V257H226ZM6 259V260H7ZM29 259H31V257L29 258ZM27 260V262L28 261H30V260ZM37 258H35V260H36ZM39 259V258H38ZM38 259L36 260V261H38ZM41 259V258H40ZM43 259V258H42ZM56 259V258H55ZM59 259V258H58ZM57 259V260H58ZM100 259V258H99ZM105 259V258H104ZM139 259V258H138ZM225 259V258H224ZM6 260H4V261H6ZM16 260V259H15ZM21 260V259H20ZM24 260H25V258H24ZM32 260V259H31ZM94 260H95V258H94ZM96 260L98 261V259H97V257H96ZM96 260H95V262H96ZM103 260V259H102ZM121 260V259H120ZM119 260V261H120ZM18 261V260H17ZM21 261H23V259L21 260ZM33 261H34V259H33ZM41 261V260H40ZM40 261H39V263H40ZM61 261V260H60ZM59 261V262H60ZM65 261H67V260H65ZM79 261V260H78ZM116 261V260H115ZM118 261V260H117ZM118 261V262H119ZM129 261V260H128ZM127 261V262H128ZM137 261V260H136ZM168 261V260H167ZM16 262V261H15ZM14 262V263H15ZM24 262V261H23ZM57 262V261H56ZM100 262V261H99ZM103 262V261H102ZM19 263V262H18ZM22 263V262H21ZM25 263V262H24ZM30 263V262H29ZM32 263V262H31ZM30 263V264H31ZM35 263V262H34ZM137 263V262H136ZM8 264V263H7ZM16 264V263H15ZM35 264H37V263H35ZM56 264V263H55ZM64 264V263H63ZM93 264V263H92ZM97 264V263H96ZM100 264V263H99ZM131 264V263H130ZM135 264V263H134Z\"/></svg>",
  "mask_w": 264,
  "mask_h": 264
}]
</instances>
